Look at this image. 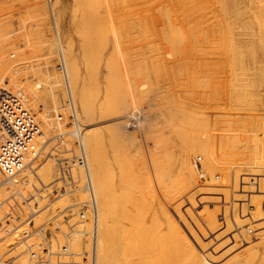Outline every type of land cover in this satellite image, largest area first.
I'll use <instances>...</instances> for the list:
<instances>
[{
  "label": "rangeland",
  "instance_id": "374dc122",
  "mask_svg": "<svg viewBox=\"0 0 264 264\" xmlns=\"http://www.w3.org/2000/svg\"><path fill=\"white\" fill-rule=\"evenodd\" d=\"M79 1L78 0H52V1L50 0V3H52V9H53L52 11L54 12L55 23H56V26H57V29H58L59 39H60L61 48H62L60 50V54L62 55V58L64 59V65H65L66 61H65V58L63 56V54H65V53H64L63 50L66 47L68 48L69 45H70L72 57L75 59V62H76L77 66H78V68L80 70V78L83 81H85L84 79H86L85 82L88 85V87H87L86 84H85V86L88 89L91 88V90L94 93L93 94L94 95L93 97L96 98V100L94 98L93 99H94V106H95V116H97V115L98 116L97 117L94 116L93 123H89L90 122L89 120H83L82 113H81V111L79 109L80 107H79L78 100H77V98H75V95L72 92L74 101L76 103V108H77V111H78L79 119L82 121L84 127H89V125L91 126V125H94L95 124V126L97 125L96 127H98V128L100 127L96 131L97 132H100V130H101L102 131V134L104 136V135H106L105 133H107V132H105L106 129H104L102 127H106L107 126V127H109L108 129H110V130H113V129L116 130V129H118V130H116L118 132L115 131L113 133L114 136H117L118 137L119 132H120L122 134L119 135V137L122 136L123 133H124L123 136H126V137L129 138V139H124V137L122 136L123 137L122 138V141L123 142H122L121 139L118 137L120 139V141H118L119 143L120 142H122V143L126 142V144L129 146V147L127 146V149L129 150V151H127L126 146H123V147H125V149H123V148H121L122 147V143H120L121 144V146H120L121 149L120 150H123V154H125V155H123L124 161H125V159L127 161L129 159V162L126 161L127 162V167H126V165H125V167L128 169V164L132 162L131 163L132 166H130V164H129V169L130 168H132V169H130V170L128 169L127 170V171H129V173L126 171L127 172L126 173L127 176L125 175L124 178L129 177V175L133 171H134V174H135L136 173L135 171H137V170L139 171V169H140V172H138V174L140 175V177H139V175H138V177H137V175H135V177H137V181H135V183L138 182L139 185L138 184H134V185L131 184L133 186L130 189V188H128L129 183H128V185L125 184L126 186L124 185V187L121 189V192H122L123 195H125L123 192H125L126 189H127V192H125L126 195H131L132 196V193H133V195L135 197H137L136 199L139 200L138 202H141V199L140 198H143L144 199V196L143 195H146L145 196L146 197L145 199L148 198L147 200H145V199L142 200V203H138V204H141V206H142L141 208L138 209V212L140 211L139 214L142 216L141 212L143 210L144 211L142 213L145 214L144 215L145 217L142 216L143 217V218L141 217L142 219L139 218L138 226L142 222L141 220H143L142 224L140 225L141 227L139 226V228H137L139 230V232H142V230H143V233H144V231H146V232L147 231L155 232L154 231V229H155L156 230V234H155V245L157 244V242H159L158 238L156 239V237L157 236L159 237V234L160 233L163 234V230H162L161 226L159 225L160 224L159 223L160 222V218L158 217V213H157V208H159V207L155 203V202L158 201L159 203L158 202L157 203L160 204V206L162 208H165V210H169L170 211V214L173 213L172 215H173V217H175L174 219L177 221V224H178L179 228L182 229L181 231L183 233L185 232L187 238L190 239L189 241H191L192 244L194 243L193 245L195 246L196 250L200 249V250H198V252H200L201 249H202V251L204 253L203 255H205V253L207 254L206 256H203L202 255V257H204L203 259H205V257H208V260H210V261H207L205 259L206 261H204V260H202V257H200V255H199V256H195V258H194L195 259V262H197V260L199 259L198 261H200L201 264H204V263H206V264H212L213 262L216 263V264H220V263L221 264H224V262H226L228 260V259L227 260L225 259L228 256V254L226 255V251L225 250L227 249V247H229L230 245H232V243H238L239 246H237V247H240L238 253H236V251H235V253L237 254L236 257H238V255L240 254L239 252H242V250L244 251L245 249H248V247L249 248H252L251 247V244H252V241L251 240H253V239H259L260 237H263L264 236V233H262L264 231V225H261V224H264V210H263L264 209V205H263L264 204V196H262V195H264L263 194L264 193V191H263L264 190V186H263L264 185V172L262 173V170H264V168L261 167V166H258V167L255 166L256 169L258 168V171L256 172V169H255L254 165L253 166H250V165H252L254 163L253 160L258 159V158H255L256 157L254 155L255 153L253 154V157L251 158V160L249 159L250 161H248V159H245V160L248 161L247 164L249 163L247 166L245 165L243 167V166H237V165L232 164L233 161H231V159L232 160L234 159L233 156L235 157V159L236 158L240 159V156L239 155H236V153L234 152V150L232 148H229L230 147L229 144L223 138L227 137V135H229L230 133H233V131H232L234 129V128L232 129V126L233 125H234L233 127H236V128H237V126H240V125L241 126H244L245 128H249L248 127V122L251 120L252 117H255L256 115L258 116V110L261 112V114L264 113V109H263L264 106H260L261 104L264 105V81H263L264 80V76H263L264 72H263V74H261V70H260V67H264V30L261 31V33L263 35L262 36V35H260L261 33H259L260 31H257V29L256 30H252L249 27H245V26L243 27V25H248L249 26V25L255 24L256 23V19H252V17H250V18L247 17L246 18V16L241 15L242 17H240V19H238V16H234V17H229L230 19L227 18L225 20L227 23H230L231 26H233V27L235 26L234 28L231 27V29H230L231 31L229 29L224 30L222 28H220L219 30H217L218 29L217 28L215 30L209 31L210 33H212V36H211V34L209 32H206L205 33V31H204V33L206 35L203 32L200 33L198 30H196V28H194L193 26H191L192 24H191V20L189 18V15L191 14V9H190L191 3H192L191 0H171V1L170 0H159L160 3H159L158 0H146V1L145 0H91V1H89V0H85V1L84 0H79ZM107 2L110 3V4H107ZM82 3L83 4L85 3L88 6H86L85 4L83 5ZM33 4H35V5H33ZM76 5H79V6L82 5V6H84V8L85 7H88V8L85 9V11H84L83 7H81V6L78 7L77 6V9H75L76 8ZM89 6H90V8H89ZM105 6H106V8H105ZM213 6H214V4L211 6V8ZM93 7H95V8L94 9H91ZM132 8H134L135 10L132 9ZM215 8L216 9L218 8L217 9L218 12H217V10H215L216 13H214V15L215 14H219V12L221 11V7H219L216 4L215 5ZM88 9L90 10V12H88ZM158 9H159V11H158ZM71 10L73 11V13H75V10H76V14L75 15L73 14L74 16L72 15V11ZM94 10H97L96 11L97 13ZM91 11L93 12V14L91 13ZM106 11H107V13H106ZM84 12H86V14ZM56 13H57V15H56ZM199 14H201V11H200ZM80 15H81V17L85 16V17L82 18L83 20L80 18ZM90 15H91V17H90ZM167 15H169V17L171 16L170 18H172L171 21L173 23L172 22L170 23V20H169L170 18H167L166 17ZM92 16H93V18H92ZM162 16H163L164 19L162 18ZM219 16H220V14L216 16L217 18L212 17L211 21H213V22L211 23V25L216 26V25H218L221 22V19H219L221 16L220 17ZM86 17H87V19H86ZM73 18H75V20ZM99 19H101V20H99ZM165 19H168L169 20V23H167L168 20H165ZM80 20H81V22L79 23ZM88 20H89V22H91V24L87 23ZM91 20L93 21V23H92ZM98 20L100 21V23H98L99 22ZM73 21H74V24L72 23ZM94 21H96V23H98V27L96 26V28L95 27H92L93 25L94 26L96 25ZM126 21H128V22H126ZM214 21H216V22L218 21V23H216V25H215L214 24ZM76 22L79 23V24H83V23L84 24L81 25L82 27L81 26L79 27V26H77L78 24H76ZM102 22H104V23H102ZM253 22H255V23H253ZM86 23H87V25H86ZM99 24H102V25L104 24V25L102 26V25H99ZM74 25L77 26V27H75ZM90 25H92V26H90ZM168 25H169V28L171 27L170 29L172 31L169 30V29H167L168 28ZM176 25H177V27H176ZM237 25H240V27H243V28L237 29L236 28ZM47 26L48 27L50 26L49 25V19H48V4H47V0H0V73L3 72L5 74H7L8 71L14 70V68L12 66H13V64L15 62H17V61L18 62H21L23 64H18L17 65V69H19V66H21L20 67V70L21 71L24 70L23 72L29 74L32 77V78H30L31 81H32V79H36L35 81H33L35 84H37V82L39 84L41 83L40 85L39 84H37V85H39V87H43L44 90H46L45 91L46 93H48L47 89L49 87H53V84L55 83V80H53L54 81V83H53L52 80H51V78H49V76L50 75H53L52 77L54 79H55V77L57 78V76H59L57 74H54L55 72L53 70L54 69V64H55V52H56V49H55V47H53V46H55V43H53L52 42V39L49 38V36L47 35V32L49 33L48 30H50V27L48 28ZM84 26H85V28H86V26H90V28H92V29H89V27H87L85 29ZM166 26H167V28H166ZM105 27L106 28L108 27V28L106 29ZM162 27H163V29H162ZM93 28H94V32L91 31V30H93ZM139 28H141V29H139ZM178 28H179V30H178ZM45 29L46 30L48 29L47 32H46ZM74 29H76V30L74 31ZM108 29L110 30V32H109ZM165 29H166V33H168L170 31L169 35H171V32H173V34L175 33L176 36H175V41L174 42H176V43L178 42V44H176V45H178L177 46L178 47V50H180L179 47H181V49H184L186 51V53L190 51V52H192V54L190 52L187 53L188 56L187 55L186 56L184 55L185 58H184V56H182L183 58L181 57V55L185 54L184 53V50H181L182 52L180 51V52H178V54H176L175 52H173V54H169V52L167 51V48L165 46L164 39H162L163 38L162 34L165 31ZM81 30H84L85 32H86V30H88L87 31L88 33L87 32L85 33L84 31H81ZM139 30H141V31H139ZM186 30H187V32H186ZM76 31H79L78 34L80 36L77 35V32ZM89 31H91V32L89 33ZM82 32H84V33H82ZM96 32H98L97 33L98 34V37H97ZM226 32H227V34H226ZM229 32H231V33H229ZM255 32H257V33H255ZM91 33H93L95 35H93V34L90 35ZM102 34H103V36H102ZM137 35H139V37ZM124 36H126V37H124ZM178 36H179V39L177 38ZM260 36H262V37H260ZM257 37H258V39H257ZM67 38H68V40H67ZM199 38H200V40H199ZM259 38H260V40H259ZM48 39H50V40H48ZM82 39H83V42H86L87 39H88V41L86 43L89 44V42H91L90 43L91 46L88 45V44L86 45V43H84L86 46L83 45V43L81 41ZM223 39L225 41H227L229 43L231 42V43L229 44V43L225 42ZM208 40H209V42H208ZM78 41H79V43H78ZM97 41H98V43H97ZM113 41H114V43H113ZM180 41L181 42L184 41L183 44L180 43ZM185 41H188V43L185 42ZM232 41H233V45H235V43H236L237 44L236 45L237 47H239V46L241 47L240 49L237 48L238 51L236 50L237 51L236 53L238 55V56L236 55V59L233 58V57L231 58V56L229 58H227L229 56L227 54L228 53L230 54V52H231V51L229 52V47H230V45H232ZM65 42L68 44L67 46H66V43ZM258 42H260L259 43L260 45L258 44ZM92 43H93V45H92ZM184 43H185V47L186 48H183L184 46H182V45H184ZM81 44H82V46H81ZM113 44H115V48H116L115 50L113 49V46H114ZM255 44H256V46H255ZM228 45H229V47H228ZM88 46H89V48H88ZM92 46H93V48H92ZM82 47H84V48H82ZM133 47H134V49H133ZM137 47L140 48V49H138ZM177 47H176L175 50H177ZM207 47H209V48H207ZM247 47H248V49H247ZM90 48L92 49L91 53L89 51V50H91ZM103 48H104V50H102ZM127 48H129L132 51L125 50ZM187 48H188V51H187ZM254 48H255V50H254ZM85 49H86V51H88L87 53H85L86 52ZM80 50H81V52H80ZM95 50L96 51H99V52H96ZM61 51H62V53H61ZM111 51L113 52L114 55L113 54L111 55ZM137 51H139V52H137ZM253 51H255V52H253ZM11 52H13L15 54V56H14L15 58H13V59H10L9 58V53H11ZM118 52H119V54H118ZM153 52H155V53H153ZM167 52H168V54H167ZM252 52H253V54H252ZM81 53L82 54H85L84 57H83V55H81ZM86 54H87V56L89 55L88 56L89 59L86 56ZM92 54H94V56H96V57H94V58L91 57V56H93ZM108 54H110L111 55L110 57L113 58V59H111V61H110V57H109ZM141 54H143L144 56L141 55ZM48 55H49V60L47 61ZM118 55H119V57H118ZM175 55L176 56L179 55L180 58H179V56H177V58H176ZM252 55H254V56H252ZM169 56H171V59L168 58ZM207 56H209V57H207ZM249 56H250V58H249ZM164 57H166L167 59H164ZM186 57H187L188 60L186 59ZM237 57H239V58H237ZM242 57L245 60H242L241 59ZM90 58H92V59H90ZM108 58H109V61H107V62H110V65L109 66L110 67H113L114 66L112 69H113V72H114L115 76L114 75L113 76L116 78V81L117 80L119 81V83H118V81L116 82L114 77H113V82H112V79L111 80L109 79V81H111L113 83V86H114V87H112V85H111L112 83L111 82H108V83H110L112 89L107 87V85H108V83L106 82L107 79L104 76V74L108 70H109L107 72L108 75H109L110 71L112 70V69H110L109 67L106 66V65H108V63L105 64L106 63V59L108 60ZM114 58H116V59H114ZM207 58L208 59L210 58V59L208 60ZM133 59H134V63H133ZM142 59H144V60H142ZM172 59H174V60H172ZM191 59L193 60V62H192ZM219 59H221V60H219ZM230 59H233L234 61L233 60H230ZM239 59H241L244 62V64L241 67L239 65L241 63H243V62L240 61ZM89 60H90V64H93V61H94V64L96 65V66L95 65H92V66H94L93 67L94 70L91 69L92 67H89V66H91L89 64ZM96 60H98V61H96ZM129 60H131V61H129ZM201 60H203V61L201 62ZM228 60L230 61V63H229ZM87 61H88V64H87ZM145 61H147L148 63H150V66L152 67L151 68L152 70H149V75H151V76L153 75V77L149 76V79H151V81H148V83L146 82V85H145V83L142 84V82H145V80H143L144 77L143 76H141L142 78L140 77V75H141L140 73L143 72V74H144V71L143 70L142 71L140 70L141 71L140 72V71H137L136 70V69L139 70L141 68L140 63L145 62ZM175 61H176V63H175ZM177 61H178V63H177ZM236 61H237V63H240V64L238 65L237 63H234ZM238 61H240V62H238ZM258 61H261V62H258ZM166 62H167V64H166ZM188 62H189V64H188ZM227 62L229 63V65H228ZM232 62L235 65L229 67L230 65H233ZM114 63H116L118 66L116 64H114ZM172 63H173V65H172ZM204 63H208L213 68H211L208 64H205V66H204ZM245 63H246V65H245ZM258 63L261 64V65H258ZM85 64H87V65H85ZM169 64H171V65H169ZM186 64L189 65V66H191V68L189 66H187ZM199 64L200 65L202 64V65L200 66ZM236 64L238 65V67H236L238 69L235 68ZM153 65L155 66V68H154ZM183 65H184V67H183ZM138 67H140V68H138ZM178 67H179V69H177ZM64 68L66 69L65 66H64ZM217 68H219V69H217ZM118 69H119V71H118ZM242 69H244V70H242ZM246 69H248L249 71H247ZM217 70L219 71L218 73H217ZM150 71H152L151 74H150ZM116 72L117 73L119 72L118 74L120 76H117L118 74ZM124 72H125V74H124ZM138 72H139V74H138ZM185 72H186V74H185ZM214 72H216L217 74H214ZM112 74L113 73L111 71V75ZM134 74H136L137 76L134 75ZM81 75L84 76V79H83V76L81 77ZM138 75H139V77H138ZM86 76L89 79L88 82H87ZM88 76L89 77L91 76L93 79L91 78L92 79L91 80ZM186 76H187V78H186ZM109 77H112V76H109ZM118 77L120 78V80H119ZM136 77L138 79H136ZM257 77H258V79H256ZM185 78H186V80H185ZM220 78H222L221 79L222 83H219V82H221L220 81ZM231 78H233V79H231ZM193 79H195V80H193ZM229 79H230V81H229ZM141 80H143V81H141ZM255 80H257V81L259 80V82H258L259 84ZM195 81L197 82V84H196ZM204 81H206L207 83L209 81V83H211L210 84V88H209L208 85H205L203 87V85H202L203 83L202 82H204ZM68 82H70V81L68 80ZM114 82H116V83H114ZM121 82H123L122 83V87H121ZM216 82L219 83V84H217V86H216ZM106 83H107V85H106ZM125 83H127V84H125ZM130 83H131V85H130ZM184 83H187L189 85L186 87L185 85H187V84L184 85ZM192 83H194L195 85H193ZM91 84H92V86L94 88L93 87H89ZM96 84L98 85V87H97ZM140 84H142V85H140ZM201 85H202L203 88L201 87ZM218 85H219V87H218ZM220 85H221V87H220ZM116 86L118 87V90L119 91L118 90L117 91L120 92V94L117 91L114 92V90H116V88H117ZM126 86H128V88ZM129 86H130V89L131 90L129 89ZM131 86H132V88H131ZM70 87H71L70 89L72 91V85ZM105 87H107V89L109 91V92L108 91H106V92H108L107 93V96H108L107 98H109L110 100H108L107 98L104 97L105 96ZM193 87H195V88H193ZM196 87H198V88L196 89ZM178 88H180V89H178ZM216 88H217V91L220 92V93H218L216 91ZM220 88L222 90V93H221ZM109 89L111 90V92H110ZM94 90H96L95 92L97 94H95ZM181 90H184V92L183 91L180 92ZM92 91H91V93H92ZM244 91L246 93H243ZM89 92H90V90H89ZM181 93H182V95H181ZM158 94L160 96H158ZM110 95H111V97H109ZM117 95H118V99L120 100L119 101V104L122 103V105L121 104L120 105L117 104L114 108H116L117 106H119L120 108H122V106L124 105L123 109H121V112H120L121 114H119V111H120L119 109L120 108L117 111V108H118L117 107L116 110L114 109L112 111V113L113 112L114 113L115 112L117 113L116 114L117 117L115 116V114L114 115L112 114L115 117H113L112 115H109L108 117L107 116H103V115L102 116L99 115V113L97 112L99 110V108L97 106H100V104L102 106L104 104V100L105 99H107L110 102L111 101V98L112 99H115L117 97H114V96H117ZM203 95H205V96H203ZM103 97L105 99H103ZM119 97H121L122 100ZM242 97H243V99H242ZM48 99H49L48 97H45V99L42 100L43 103L41 105L43 106V108H45V107L46 108H53L54 107L52 105V103L48 101ZM107 100H105V102ZM121 101H123V102H121ZM255 101H257V102H255ZM57 103H58V99H57ZM38 104L40 105V102L36 104L37 107L39 106ZM257 104H258V106H257ZM254 105L256 107H254V109H252ZM33 106H34L35 109H37V107L35 105H33ZM176 111H178V112H176ZM179 112H180V114H179ZM253 112L255 114H253ZM122 114H123V116H122ZM251 115H252V117H251ZM164 116H166V117H164ZM223 116L225 117L224 119H223ZM98 117H99V119H98ZM101 117H103V118H101ZM195 117H197V118H195ZM205 117H206V119H205ZM235 117H237V118L235 119ZM235 120H237L236 122H237L238 125L235 123ZM243 120H244V123L245 124L243 123ZM218 121L219 122L221 121V123H219ZM231 121H233L234 123L232 124ZM163 122H164V124H162ZM166 122L168 123L167 125H166ZM227 122H231V123L230 124H226ZM116 123H119V124H116ZM44 124H43L42 128L45 129L46 126L44 127ZM116 125H120V127H123V128H115V127H117ZM227 126L229 127V129L231 128L232 130L230 129V131H228V127ZM142 127H144V128L147 127V128H145L146 131L143 130L144 128L142 129ZM150 127L152 129H150ZM218 127H220V128H223V127L225 128L226 127V128L224 129L225 131H223L222 129L220 131V129H218ZM244 127H242V128H244ZM166 128H167V131H166ZM119 129H120V131H119ZM171 129L173 131H174V129H176L178 131H174L173 132ZM183 129H185V130H183ZM121 130L123 132H121ZM164 130L167 132V134L165 133ZM179 130H181L180 131L181 133L179 132ZM47 131H48V129L46 128L44 130V132H46L47 134H49V132H47ZM157 131H159V132H157ZM160 131L162 132V134H165V135H168L169 132H170L171 134H169V136L170 135L171 136L174 135L175 137L172 136L171 137L172 139H169L170 140L169 141L168 139H165V138L166 137L170 138V137L169 136H165V135L163 137V135L161 134ZM226 131H228V132H226ZM172 132L174 134H172ZM177 132H179V134ZM117 133H118V135H117ZM132 133H134V134L132 135ZM183 133H184V135H182ZM191 133L194 134L193 136L195 137V139H199L200 141L202 140L201 138H203V140H204V138H206L204 140V141H206L205 144H207V141L211 140L210 141V147L209 148H211V144H212V148L213 149H210V150L208 149L209 152H207V153L209 155H212L210 157L212 158V160L214 158L213 161H215L218 158V160H217V162H218V169H220V167H221V169H223V167L225 169H228L229 172L227 170L223 169L225 172L227 171L229 173L228 174V177H226V178L223 177V175H222L223 173H222V170L221 169H220L221 171L217 169L218 171H216V172L214 170H212V172L205 170V172L207 173L206 175H208V177L210 176L212 178L209 181H206V183H200L198 181V178H196L197 173H195L196 171L194 172V169H193V173L192 172H191V174H189L190 172L188 173L189 168H190L188 164L183 163L184 167L183 166H182V168L180 167V165H182V163H180L179 156H176L177 158H179V160L176 162V163L179 162V166L176 165V168H175V171H177V169L180 170V172H178L179 174L175 173V171L173 172V170H174L173 168L175 167V165L174 166H171V164H170V167H172L173 170L170 168L169 171L172 170L171 171L172 173L166 171V170L169 169V164H166V162L168 163L169 158H170L169 162L171 160H172V162L175 161V160H177L176 158L175 159L173 158L174 160L171 159V156L168 153H166L169 150L168 147H170V148L171 147H174V145L172 146L170 143H174V139H175V141L177 140V141H179V143L181 142V144H182V142H183V144H185V140H187V139H185V137L188 138L189 135H191ZM204 133H206L207 135H205ZM160 134H161L162 137H160ZM175 134H178L179 137L176 138L177 135H175ZM180 134H181V136H180ZM197 134H198V136H197ZM200 134H201V138H199L200 137ZM210 135L212 137H210ZM48 137H49V135H48ZM83 137H84V135H83ZM181 137H183V140L184 141L182 140ZM118 138H115L114 137V140L115 139L118 140ZM208 138H210V139H208ZM218 138H221V141L220 140H217ZM83 139H84V141H83L84 146L86 147V145H85V138H83ZM132 139H133V141H132ZM159 139H160V141H159ZM163 139H165V142H164ZM178 139H180V140H178ZM117 140H115V142L119 146L120 144L117 142ZM127 140H130V141H127ZM161 140H162V142H161ZM212 142H214V145H213ZM217 142H218V144H217ZM162 143H163V145H162ZM166 143H167V147L165 146ZM157 146H159V147H157ZM175 146H176V143H175ZM104 147L106 148L103 151V152H105V155L103 154V156H105L104 159L106 160L108 158L109 161L112 163V165H114L113 164L114 157H112V158L110 157V156H113V153L111 152L110 148L107 147V145H104L102 148L104 149ZM163 147H164V149H163ZM156 148H158V149H156ZM217 148H220V149H217ZM159 149H161V150L163 149L164 151H166V150L167 151L164 152L162 150L160 152V154H159V151H160ZM206 149H207V147H206ZM214 150H216V151H214ZM218 150H220L221 153ZM229 150H230L231 153L229 152ZM126 151L129 153L128 155H126ZM226 151H227V153H225ZM210 152H213V153H210ZM214 152H216V153L219 152V153H217L219 155H217ZM106 153H107V155H106ZM161 154H163V155H161ZM198 154L201 155L202 160H203L204 159L203 154H201L198 151L195 152V154L193 156L196 157ZM220 154H221V156H220ZM231 154L232 155L234 154V155L232 156ZM157 155H161V156H158L157 157ZM226 155L228 156V158H227ZM164 156H168L167 157L168 158L167 161H166V159H165ZM213 156H215L216 158L213 157ZM218 156L220 157V159L221 158L222 159L220 160ZM222 156L223 157H226L227 159L226 158H223ZM229 157H230V159H229ZM132 158H133V160H132ZM152 158H153L154 161H152ZM191 158H192V156H191ZM191 158H190V162L193 159V158L192 159ZM161 159H163V160L161 161ZM205 159H206V161L210 162L208 160V158H205ZM46 160L51 161L50 159H46ZM87 161H88V157H87ZM155 161L158 162V163H156ZM221 161H222L223 164L221 163ZM228 161H230V162H228ZM41 162H44V161H41ZM160 162H162V163H160ZM172 162H170V163H172ZM219 163H221V164H219ZM156 164H157V167L159 169L158 168H154L153 169V167H156ZM88 166H89V164H88ZM134 166H135V168L137 167V170H134L135 169V168H133ZM163 166H164L165 169L164 168L162 169ZM138 167H139V169H138ZM178 167H180V168H178ZM245 167H247V168L245 169ZM52 168L54 170V172H53L54 173L53 177H54L55 176V166H54V163L52 164ZM236 168H237V170H239L238 168H240L239 174H240V171H241V174L238 175L240 178L237 176L239 179L237 178V180H236L238 184H234L233 183L234 182L233 181L234 179L232 177V173L233 172L235 173V169ZM260 168H261V170L259 171ZM181 169H183V171H185L186 174L185 173H182ZM244 169L246 171H252V172H246L247 175H245V171L243 173V170ZM117 170L118 169L115 168V172L116 173H118ZM158 171L160 173H158ZM163 171L166 172V174H167L165 178H162V175H160V174H162L161 172H163ZM164 172H163V177L165 175ZM213 172H215V174H218V175L220 174L217 179H213V176L215 175ZM173 173H174L173 178H175V174L177 175L176 178H177L178 181L176 183L173 182V181H176V180H173L172 176H170V174L173 175ZM90 174H91V172H90ZM158 175H160V177H157L156 178V176H158ZM188 175H190V176L193 175L194 178L191 176V178L189 177L191 180H189V178L187 177ZM241 176H243V177H241ZM37 177L43 183V181L40 178V175L37 176ZM144 177L146 178V180L143 179ZM167 177L169 178V181L167 180L168 179ZM91 178H92V176H91ZM252 178H255L256 183H259L258 186L260 185L261 186V189H260V186L258 188L257 185H255L256 188H254L255 186H253V184H251ZM161 179H162V181L164 179L165 182L163 181L161 183ZM193 179H194V181H193ZM143 180H145V182H147L148 184L150 183V184L148 185L147 183L144 182L145 183L144 186H143L144 188H142L141 190H138V189H140V187L139 188L138 187H134L135 185L136 186L137 185L140 186V183H141V185H143ZM219 180L222 183H224V184L221 185L219 183ZM228 180H229V182H228ZM156 181H159L160 183L157 184ZM260 181H263V183L260 182ZM30 182H32L33 184H36L38 187H40V185L36 182V180H35L34 177L31 178ZM217 182H218V185H219L218 188H217V186H215L213 184V183H217ZM167 183H169V184H167ZM92 185L94 186V184H92ZM148 187H150V188H148ZM207 187H209V188L211 187V189L208 188L209 190H207ZM128 189L131 190L132 193H129L130 191ZM214 189L216 190V192H215ZM259 189L262 190V191H260ZM142 190H143V193H142ZM93 191H94V187H93ZM121 192L119 191V193H121ZM256 192L258 193V195H254V194H257ZM261 192H263V193L261 194ZM140 193L142 194L143 197L141 196ZM153 193L155 195H153ZM252 193H253V195H252ZM2 195H3V192H2ZM4 195H5V193H4ZM82 196H84V194L82 195V193L77 195V197H80V198ZM139 196H141V197L139 198ZM155 196H156V198H155ZM254 196H256L257 199H261L259 201L261 202V206H263V209H262L263 212L261 211V213H260V214H263V216L261 217V215L260 216L257 215L256 218H258V219H256L255 216L252 217V214L251 213H252L253 207H252V205H249L251 203V201L248 198L249 197H252V199H254L255 198ZM259 196H261L263 198H259ZM245 197L247 198V201L246 200L245 201H242L243 198H245ZM150 198L152 199V201H149L150 203L149 202H146ZM235 198H236V200H235ZM72 199H73V196L72 195H69V196L68 195H63V196L59 197L56 200V202L54 203V205H63L64 206V205H67L68 203H70L72 201ZM221 199H222V202H225V203H222L221 202ZM223 199H227L228 201H223ZM217 201H219L220 203L217 202ZM240 201L243 203L244 206L242 205V203ZM226 202H227V205H226ZM253 202L254 201H252V203ZM224 204L226 206L223 207ZM234 204H235V207H234ZM217 206H218V208H216ZM221 206L223 208H225V207L226 208L223 209ZM204 207L206 208V211H207L206 213L207 214L208 213H211V211L213 210L212 211L213 212L212 215L211 214H208V215H211L213 217L215 215L214 218L217 219L216 222L218 224L216 223L215 227L212 228L214 232L213 231H209L206 227H204V228L202 227L203 225H202V222H201V218L200 217H201V214H203L205 212L204 211L205 210ZM219 207H220V209H219ZM153 208H154V211H153ZM145 209L148 210V211H146ZM210 209H211V211H210ZM217 209H219V210H217ZM244 209H245V211H244ZM223 210H226L225 213L223 212ZM151 211L154 212L155 215H153ZM174 211H175V213H174ZM180 211L183 214H185V216ZM191 212H194L195 214H193V213L191 214ZM200 212H202V213H200ZM240 212L241 213L244 212L243 214H245V216L244 215L242 216V214ZM45 214H46V212H44V216H45ZM221 214H223V215H221ZM240 214H241V216H240ZM225 215L227 216V219L230 220V221H227ZM150 216L152 217V220H150ZM154 216H155V219H154ZM232 216L233 217L235 216V217L233 218ZM243 217L246 218V219L244 218L245 221L243 220ZM254 218H255V221L257 220V222L260 221V220L263 221V223L260 222V225H261L260 227H256L257 222H255V221H254V223H256V224L254 225V223H253V219ZM156 220H158L159 222L157 223ZM237 220L239 222L241 220V223H240L241 226L238 224L240 227H238V226L235 225L236 224L235 222ZM149 221H152V222L149 223ZM198 221H200V222H198ZM226 221L229 222V223H227ZM242 221L244 222V224H243ZM250 221H252V222H250ZM230 222L231 223H235L234 225L232 224L234 227H231V228L225 227V225L230 224ZM186 223L189 226L185 227L186 226ZM200 224L202 225L201 227H200ZM195 225L197 227H195ZM220 225H221V227H219ZM143 226H145V227H143ZM147 226L149 227L150 230H148ZM244 226H246V227H244ZM250 226L255 231H257L258 229L259 230L261 229L260 230L261 233H259L260 232L259 230H258L259 232H254V230H252V233H249V236H247L246 238L244 236H241L240 237V235H239V241H238V238H234V237L232 238V237H230V235L233 234L235 230H236L235 232H237V230H242L243 231V234L244 233H247L248 234V232H247L248 230H244V229H247ZM151 227L154 228V229H152ZM183 227H185V228H183ZM188 228H190V229H188ZM201 228H203L201 231L203 233L205 231L206 235H204V236L202 235L201 236V234H202V233H200L201 231H198ZM217 228H218V230H217ZM223 228H226V231H228L230 234L228 232H226V231H225V233H223V231L225 230V229L223 230ZM191 229H193V230L196 229V231H195L196 233L195 232H192V231L189 232V230H191ZM232 229L234 231H232ZM186 231H188V233ZM206 231H208V232H206ZM147 233L150 235L149 232H147ZM147 233H146V236L145 237H147V235H148ZM213 234L215 236L217 235L216 238H212V239L211 238H208V237H213L214 236ZM144 235H145V233H144ZM149 235H148V238H149ZM141 236L145 239V237L143 236V234H141ZM191 236L194 239H197V238H199L201 236L200 239H199V242H201V241L202 242H205V244L202 243L201 246L204 245L207 248L203 246L204 247V249H203L200 246V243L198 245L196 242H194V240H192L193 238ZM195 236L196 237L198 236V237L195 238ZM226 236H228V238L230 239V241H229V239H228V242L225 240V239H227ZM256 236H258V238H256ZM150 237H152V235ZM153 237H154V235H153ZM223 237H224V239H223ZM160 238H162V236ZM163 238H162V240H163ZM204 238H205V241H204ZM235 239H236V241H232V240H235ZM152 240L154 241V239H152ZM162 240H160V243L161 242L163 243ZM213 240H215V241H213ZM222 240H224V241H222ZM153 241H150V242H153ZM164 241H165V239H164ZM195 241L198 242V239L195 240ZM209 241H211L212 243L208 244ZM217 241L218 242H223V243L226 241V243H224V245H221L223 243H218ZM84 242L87 244L86 239L84 240ZM146 242H147V238L143 241V243H145L144 245H146L148 243V242L147 243ZM214 242H217V243L215 244ZM165 243H166V241H165ZM249 243H250V245L248 246ZM78 244L79 245H76V248L74 250V251H76L75 253L80 252L81 250H83L86 247V244H84V243H78ZM151 244H153V245L152 246H149L150 252H151V249L155 246L154 245V242L151 243ZM217 244H220L219 247H218V249H216V247L218 246ZM84 245H85V247H84ZM147 245H146V247H147ZM158 245L161 246V244H158ZM164 245H165L164 247H167L166 244H164ZM211 245L214 247V249H213V247H211ZM121 246H123V245L121 244ZM242 246H245V247H242ZM246 246H248V247H246ZM146 247L144 246L143 247V250H145L144 248H146ZM155 247H154V249H152V252L154 253L155 250H157V251L159 250L157 252V256H159L160 255V252H161L160 251L161 250L160 248H163V247H160V248H158V247L155 248ZM72 248H73V246H72ZM112 248H111V250H112ZM85 249H87V247ZM141 250H142V248H141ZM218 250L219 251L222 250V252L225 251L224 253H222L220 251L222 254H225L224 255L225 257L223 255H221ZM249 250L250 249L246 250V251H248L247 252L248 254L246 256L243 255V254H246V252L245 253L243 252V254L241 253V255L243 257H245V258H243V257H242L243 259L240 258V257H238V258L239 259H242L244 262L251 263V264H260L261 263L260 261H262V258H263L262 263L264 264V257H263L264 250H263V252H260V253L259 252L258 253L256 252L257 253L256 255H255V251H252L251 250L250 252H252V253H249ZM209 251H210V253H209ZM215 251H217V252L215 253ZM117 252L114 250V254L115 255L111 256L110 258L107 257L108 260L111 259V261L109 260L110 263L113 262V263H116L117 264V262H119V264H124V262L126 261V264H145L144 262L145 261H148V263L150 264V262L153 263V259L157 257L156 256V252H155V254H153L152 252L151 253L150 252H146V253H150V255L152 254L153 256L152 255L151 256L154 257V258H152V261L149 262V260H147V258L150 259L151 256L150 257H147L146 256L145 257L146 260H144V262H141L140 258H142L143 255L141 254V257L140 258H137L138 256H140L139 255L140 254V250H139V254L135 253L134 256L126 257V259H124L122 257V255H119ZM141 252L144 253V251H141ZM116 253H117L118 256L116 255ZM146 253H144V254H146ZM219 254L221 256H223V258H221V256ZM250 254H253L254 255V256L252 255V259L250 257L251 256ZM147 255L149 256V254H147ZM241 255H239V256H241ZM248 255H249V257H248ZM114 256L117 257V258H114L112 260V258ZM209 256H211V258H209ZM212 256H213V259H214V256L217 259L215 258L213 260L212 259ZM218 256H220V257H218ZM196 257L197 258L200 257V258H198L196 260ZM219 258H221V259H219ZM248 258H249V260H248ZM223 259H225V260L223 261ZM73 260L74 261H80L81 260V257L76 255V256L73 257ZM117 260H119V261H117ZM123 260H124V262H123ZM242 260H241V262H242ZM250 260H251V262H250ZM121 261H122V263H121ZM234 261H235V259H233V262ZM236 261H238L237 258H236ZM104 262L107 263V259L106 258H105ZM210 262H212V263H210ZM229 262H231L230 261V257H229V261L226 264H228ZM239 262H240V260H239ZM244 262H242L240 264H245ZM72 264H74V263H72ZM196 264H198V262ZM229 264H231V263H229Z\"/></svg>",
  "mask_w": 264,
  "mask_h": 264
},
{
  "label": "bare ground",
  "instance_id": "6f19581e",
  "mask_svg": "<svg viewBox=\"0 0 264 264\" xmlns=\"http://www.w3.org/2000/svg\"><path fill=\"white\" fill-rule=\"evenodd\" d=\"M52 1V0H51ZM79 1V0H78ZM85 1V0H84ZM89 1H91V0H89ZM146 1V0H145ZM144 1V2H145ZM159 1V0H158ZM171 1V0H170ZM80 2V1H79ZM136 2V1H135ZM150 2V1H149ZM192 2V3H191ZM191 6H190V9H191V14L189 15V18H190V20H191V26H193L194 28H196V30H198L200 33L201 32H203L204 33V31H205V33L206 32H209V31H212V30H215V29H217V30H219L220 28H222V29H224V30H227V29H231V27H233V26H231V24L230 23H227L225 20L227 19V18H229V17H234V16H238V19H240V17H242L241 15H243V16H246V18L247 17H252V19H256V23L255 22H253V23H255V24H252V25H243V27L245 26V27H249L250 29H252V30H256L257 29V31H260L259 33H261V31H263L264 30V0H191ZM86 3V2H85ZM84 3V4H85ZM93 3V2H92ZM139 3V2H138ZM159 3H160V1H159ZM189 3V2H188ZM36 4V3H35ZM35 4H33V5H35ZM80 4V3H79ZM83 4V3H82ZM83 4V5H84ZM91 4V3H90ZM106 4V3H105ZM107 4H110V3H108L107 2ZM106 4V5H107ZM144 4V3H143ZM179 4V3H178ZM214 4V6L211 8V6ZM218 5L219 7H221V13L219 12V14H220V18L219 19H221V22L218 24V25H216V23H218V21L216 22V21H214V24L216 25V26H214V25H211V23L213 22V21H211V19H212V17H214V18H217L216 16L217 15H219V14H215L214 15V13H216V11L215 10H217L216 8H215V5ZM32 5V4H31ZM51 5H52V3H51ZM86 5V4H85ZM94 5V4H93ZM148 5V4H147ZM177 5V4H176ZM183 5V4H182ZM54 6V5H53ZM74 6V5H73ZM77 6L78 7H83V9H84V11H85V9H87L88 7H85L84 8V6H82V5H76V8L75 9H77ZM86 6H88V5H86ZM96 6V5H95ZM160 6V5H159ZM168 6V5H167ZM181 6V5H180ZM108 7V6H107ZM145 7V6H144ZM89 8H90V6H89ZM95 7H93V8H91V9H94ZM105 8H106V6H105ZM138 8V7H137ZM173 8V7H172ZM183 8V7H182ZM42 9V8H41ZM132 9H134V8H132ZM171 9V8H170ZM206 9V10H205ZM220 9V8H219ZM80 10V9H79ZM82 10V9H81ZM135 10V9H134ZM153 10V9H152ZM205 10V11H204ZM72 11V10H71ZM95 12L97 11V10H94ZM158 11H159V9H158ZM200 11H201V14H199L200 13ZM2 12V11H1ZM88 12H90V10L88 9ZM87 12V13H88ZM173 12V11H172ZM190 12V11H189ZM217 12H218V10H217ZM80 13V12H79ZM85 14H86V12H84ZM91 13L93 14V12L91 11ZM90 13V14H91ZM97 13V12H96ZM106 13H107V11H106ZM109 13V12H108ZM163 13V12H162ZM166 13V12H165ZM75 15L76 14V10H75V13H73V11H72V15ZM89 14V13H88ZM95 14V13H94ZM176 14V13H175ZM222 14V15H221ZM56 15H57V13H56ZM73 15V16H74ZM84 15V14H83ZM132 15V14H131ZM164 15V14H163ZM208 15V16H207ZM135 16V15H134ZM83 17H85V16H83ZM83 17H81V15H80V18L82 19ZM90 17H91V15H90ZM96 17V16H95ZM99 17V16H98ZM97 17V18H98ZM104 17V16H103ZM167 18H170L169 17V15H167L166 16ZM165 17V18H166ZM178 17V16H177ZM57 18V17H56ZM92 18H93V16H92ZM162 18H163V16H162ZM179 18V17H178ZM74 20H75V18H73ZM79 19V18H78ZM86 19H87V17H86ZM89 19V18H88ZM96 19V18H95ZM108 19V18H107ZM164 19V18H163ZM230 19V18H229ZM83 20V19H82ZM99 20H101V19H99ZM98 20V21H99ZM165 20H168V19H165ZM170 20V23L172 22L171 20H172V18H170L169 19ZM169 20L167 21V23H169ZM185 20V19H184ZM92 21V20H91ZM97 21V20H96ZM96 21H94L95 22V26L93 25H90V26H92V27H95L96 28V26L98 27V23H100V21L98 22V23H96ZM180 21V20H179ZM246 21V20H245ZM81 22V20L79 21V23ZM83 22V21H82ZM126 22H128V21H126ZM166 22V21H165ZM73 24H74V21L72 22ZM79 23H77L76 22V24H78L77 26H81V25H83V24H79ZM87 23H89V24H91V22H89V20H88V22ZM87 23H86V25H87ZM92 23H93V21H92ZM102 23H104V22H102ZM146 23V22H145ZM173 23V22H172ZM45 24V23H44ZM88 24V25H89ZM163 24V23H162ZM166 24V23H165ZM181 24V23H180ZM99 25H102V24H99ZM104 25V24H103ZM102 25V26H103ZM175 25V24H174ZM75 26V25H74ZM77 26H75V27H77ZM90 26H86V28L87 27H89V29H92V28H90ZM48 27V26H47ZM78 27V28H79ZM82 27V26H81ZM176 27H177V25H176ZM180 27V26H179ZM235 27V26H234ZM233 27V28H234ZM243 27H240V25H237L236 26V28L237 29H239V28H243ZM49 28V27H48ZM74 28V27H73ZM84 28H85V26H84ZM83 28V29H84ZM85 28V29H86ZM101 28V27H100ZM106 28V27H105ZM108 28V27H107ZM106 28V29H107ZM130 28V27H129ZM166 28H167V26H166ZM171 28V27H170ZM169 28V25H168V28L167 29H169V30H171ZM173 28V27H172ZM193 28V29H194ZM138 29V28H137ZM139 29H141V28H139ZM162 29H163V27H162ZM177 29V28H176ZM248 29V28H247ZM46 30V29H45ZM48 30V29H47ZM47 30H46V32H47ZM76 29H74V31H75ZM96 30V29H95ZM109 30V29H108ZM143 30V29H142ZM178 30H179V28H178ZM49 31V30H48ZM81 31H84V30H81ZM88 30H86V32H87ZM91 31H93L94 32V28H93V30H91ZM91 31H89V33L91 32ZM101 31V30H100ZM134 31V30H133ZM132 31V32H133ZM139 31H141V30H139ZM144 31V30H143ZM172 31V30H171ZM195 31V30H194ZM231 31V30H230ZM77 32V35H79L78 34V32L79 31H76ZM85 32V31H84ZM84 32H82V33H84ZM85 32V33H86ZM109 32H110V30H109ZM124 32V31H123ZM131 32V33H132ZM138 32V31H137ZM168 32V31H167ZM186 32H187V30H186ZM192 32V31H191ZM224 32V31H223ZM249 32V31H248ZM88 33V32H87ZM98 32H96V34H97ZM106 33V32H105ZM125 33V32H124ZM130 33V34H131ZM169 33H170V31L168 32V33H166V29H165V31L163 32V34H162V36H163V38L162 39H164V42H165V46H166V48H167V51L169 52V54H173V52H175L176 54H178V52H180L181 50H184V49H181V47H179L180 48V50H178V45H176V44H178V42L176 43V42H174L175 41V33L173 34V32H171V35H169ZM194 33V32H193ZM202 33V34H203ZM204 33V34H205ZM210 33V32H209ZM225 33V32H224ZM229 33H231V32H229ZM255 33H257V32H255ZM47 34H48V32H47ZM69 34V33H68ZM76 34V33H75ZM93 33H91L90 35H92ZM181 34V33H180ZM203 34V35H204ZM211 34V36H212V33H210ZM218 34V33H217ZM220 34V33H219ZM226 34H227V32H226ZM93 35H95V34H93ZM133 35V34H132ZM184 35V34H183ZM191 35V34H190ZM193 35V34H192ZM206 35V34H205ZM216 35V34H215ZM260 35H262V33L260 34ZM80 36V35H79ZM102 36H103V34H102ZM134 36V35H133ZM138 37H139V35H137ZM232 36V35H231ZM263 36V35H262ZM262 36H260V37H262ZM97 37H98V34H97ZM124 37H126V36H124ZM142 37V36H141ZM182 37V36H181ZM47 38V37H46ZM143 38V37H142ZM178 39H179V36L177 37ZM186 38V37H185ZM201 38V37H200ZM200 38H199V40H200ZM204 38V37H203ZM216 38V37H215ZM231 38V37H230ZM249 38V37H248ZM97 39V38H96ZM99 39V38H98ZM126 39V38H125ZM133 39V38H132ZM188 39V38H187ZM186 39V40H187ZM195 39V38H194ZM211 39V38H210ZM222 39V38H221ZM228 39V38H227ZM257 39H258V37H257ZM262 39V38H261ZM48 40H50V39H48ZM67 40H68V38H67ZM66 40V41H67ZM86 40V39H85ZM84 40V41H85ZM114 40V39H113ZM134 40V39H133ZM184 40V39H183ZM205 40V39H204ZM224 40V39H223ZM259 40H260V38H259ZM258 40V41H259ZM71 41V40H70ZM69 41V42H70ZM82 41V43H83V45H85L84 43H86L87 41H88V39H87V41L86 42H83V39L81 40ZM194 41V40H193ZM196 41V40H195ZM212 41V40H211ZM225 41V40H224ZM223 41V42H224ZM47 42V41H46ZM50 42V41H49ZM53 42V41H52ZM102 42V41H101ZM133 42V41H132ZM163 42V43H164ZM184 42V41H183ZM183 42H181L180 41V43H182L183 44ZM185 42H187L188 43V41H185ZM197 42V41H196ZM206 42V41H205ZM208 42H209V40H208ZM225 42H227V41H225ZM261 42V41H260ZM260 42H258V44L260 43ZM66 43V42H65ZM78 43H79V41H78ZM90 43L91 42H89V44L88 43H86V45L88 44V45H90ZM97 43H98V41H97ZM113 43H114V41H113ZM141 43V42H140ZM139 43V44H140ZM191 43V42H190ZM211 43V42H210ZM218 43V42H217ZM222 43V42H221ZM227 43H229V42H227ZM231 43V42H230ZM229 43V44H230ZM132 44V43H131ZM176 46H175V45ZM199 44V43H198ZM257 44V43H256ZM256 44H255V46H256ZM50 45V44H49ZM48 45V46H49ZM68 44L66 43V46H67ZM85 45V46H86ZM92 45H93V43H92ZM104 45V44H103ZM102 45V46H103ZM114 46H113V49L115 50L116 48H115V44H113ZM223 45V44H222ZM237 44L235 43V45H233V41H232V45H230V47H229V45H228V47H229V52H230V54L228 53L227 55H229L227 58H229L230 56H231V58L233 57V58H235L236 59V55H237V51H238V49L237 48H241L240 46L239 47H237L236 46ZM260 45V44H259ZM53 46V45H52ZM65 46V47H66ZM81 46H82V44H81ZM84 46V47H85ZM91 46V45H90ZM137 46V45H136ZM180 46V45H179ZM182 46H184L183 48H186L185 47V43H184V45H182ZM51 47V46H50ZM53 47H55V46H53ZM84 47H82V48H84ZM96 47V46H95ZM129 47V46H128ZM140 47V46H139ZM176 47H177V50H175L176 49ZM67 48V47H66ZM65 48V49H66ZM88 48H89V46H88ZM87 48V49H88ZM92 48H93V46H92ZM101 48V47H100ZM130 48V47H129ZM129 48H127V49H125V50H130ZM138 48V47H137ZM196 48V47H195ZM205 48V47H204ZM207 48H209V47H207ZM215 48V47H214ZM250 48V47H249ZM50 49V48H49ZM55 49H56V47H55ZM62 49V48H61ZM63 50L64 51V53L65 54H63V56H64V58H65V61H66V63H65V67H66V69H65V72H66V76H67V78H68V80L70 81L69 83V85L71 86L72 85V92H73V94L75 95V98H77V100H78V103H79V109H80V111H81V113H82V116H83V120H89L90 122L89 123H93V120H94V116H95V106H94V99L96 100V98L95 97H93L94 95V93H93V91L91 90V88L90 89H88L87 87H88V85L86 84V79H84V76L83 75H81V77L83 76V79L85 80V81H83L81 78H80V70H79V68H78V66H77V64H76V62H75V59L72 57V53H71V47H70V45H69V47L66 49V50ZM91 49V48H90ZM119 49V48H118ZM133 49H134V47H133ZM138 49H140V48H138ZM137 49V50H138ZM144 49V48H143ZM165 49V48H164ZM206 49V48H205ZM247 49H248V47H247ZM53 50V49H52ZM102 50H104V48L102 49ZM191 50V49H190ZM207 50V49H206ZM212 50V49H211ZM237 50V51H236ZM254 50H255V48H254ZM262 50V49H261ZM49 51V50H48ZM85 51H86V49H85ZM90 51V53H91V51H92V49L91 50H89ZM96 51V50H95ZM113 51V50H112ZM111 51V55L113 54V52ZM118 51V50H117ZM130 51H132V50H130ZM187 51H188V48H187ZM215 51V50H214ZM80 52H81V50H80ZM88 51H86L85 53H87ZM96 52H99V51H96ZM102 52V51H101ZM115 52V51H114ZM137 52H139V51H137ZM141 52V51H140ZM144 52V51H143ZM147 52V51H146ZM168 52H167V54H168ZM182 52V51H181ZM190 52V51H189ZM189 52H187V53H189ZM240 52V51H239ZM238 52V53H239ZM253 52H255V51H253ZM253 52H252V54H253ZM61 53H62V51H61ZM142 53V52H141ZM145 53V52H144ZM143 53V54H144ZM148 53V52H147ZM146 53V54H147ZM153 53H155V52H153ZM184 53L185 54H183V55H181V57L182 56H186L187 55V53H186V51L184 50ZM191 54H192V52H190ZM212 53V52H211ZM222 53V52H221ZM241 53V52H240ZM249 53V52H248ZM95 54V53H94ZM94 54H92L93 56H91V57H96V56H94ZM101 54V53H100ZM118 54H119V52H118ZM133 54V53H132ZM138 54V53H137ZM136 54V55H137ZM143 54H141V55H143ZM149 54V53H148ZM164 54V53H163ZM203 54V53H202ZM223 54V53H222ZM258 54V53H257ZM81 55H83V57H84V55L85 54H82L81 53ZM109 55V57L111 56L110 54H108ZM114 55V54H113ZM139 55V54H138ZM140 55V56H141ZM240 55V54H239ZM46 56V55H45ZM86 56H87V54H86ZM85 56V57H86ZM89 56V55H88ZM87 56V57H88ZM117 56V55H116ZM144 56V55H143ZM149 56V55H148ZM166 56V55H165ZM176 56V55H175ZM174 56V57H175ZM177 56H179V55H177ZM177 56H176V58H177ZM185 56H184V58H185ZM188 56V55H187ZM198 56V55H197ZM219 56V55H218ZM238 56V55H237ZM241 56V55H240ZM243 56V55H242ZM252 56H254V55H252ZM47 57V56H46ZM100 57V56H99ZM108 57V56H107ZM118 57H119V55H118ZM130 57V56H129ZM137 57V56H136ZM173 57V56H172ZM207 57H209V56H207ZM258 57V56H257ZM82 58V57H81ZM141 58V57H140ZM143 58V57H142ZM150 58V57H149ZM168 58H170L171 59V56H169ZM179 58H180V56H179ZM183 58V57H182ZM220 58V57H219ZM237 58H239V57H237ZM249 58H250V56H249ZM248 58V59H249ZM46 59V58H45ZM85 59V58H84ZM88 59H89V57H88ZM90 59H92V58H90ZM99 59V58H98ZM111 59H113L112 57H110V61H111ZM114 59H116V58H114ZM118 59V58H117ZM120 59V58H119ZM137 59V58H136ZM135 59V60H136ZM162 59V58H161ZM164 59H167L166 57H164ZM175 59V58H174ZM174 59H172V60H174ZM186 59H187V57H186ZM208 59V58H207ZM210 59V58H209ZM208 59V60H209ZM212 59V58H211ZM242 60H245V59H243V57L241 58ZM241 59H239L240 61H242ZM258 59V58H257ZM49 60V55H48V59H47V61ZM64 60V59H63ZM94 60V59H93ZM142 60H144V59H142ZM146 60V59H145ZM176 60V59H175ZM183 60V59H182ZM188 60V59H187ZM192 60V59H191ZM198 60V59H197ZM219 60H221V59H219ZM230 60H233V59H230ZM260 60V59H259ZM46 61V62H47ZM92 61V60H91ZM96 61H98V60H96ZM107 61H109V58H108V60L106 59V63L105 64H107L108 63V65H106L107 67H109L110 69H112L113 67H110L109 65H110V62H107ZM115 61V60H114ZM120 61V60H119ZM129 61H131V60H129ZM141 61V60H140ZM148 61V60H147ZM147 61H145V62H142V63H140V65H141V68L140 67H138V68H140L139 70L138 69H136L137 71H144V74H143V72H141L140 74V77L141 76H143L144 77V79L143 80H145V82H142V84L143 83H145V85H146V82L148 83V81H151V79H149V76H151V75H149V70H152L151 68V66H150V63H148ZM179 61V60H178ZM178 61H177V63H178ZM190 61V60H189ZM203 60H201V62H202ZM212 61V60H211ZM227 61V60H226ZM229 61V60H228ZM234 61V60H233ZM240 61H238V62H240ZM85 62V61H84ZM185 62V61H184ZM192 62H193V60H192ZM209 62V61H208ZM243 62V61H242ZM258 62H261V61H258ZM86 63V62H85ZM92 63V62H91ZM100 63V62H99ZM121 63V62H120ZM133 63H134V59H133ZM132 63V64H133ZM175 63H176V61H175ZM174 63V64H175ZM228 63V62H227ZM226 63V64H227ZM229 63H230V61H229ZM229 63H228V65H229ZM234 63H237V61L236 62H234ZM87 64H88V61H87ZM87 64H85V65H87ZM89 64H90V60H89ZM97 64V63H96ZM114 64H116V63H114ZM128 64V63H127ZM166 64H167V62H166ZM182 64V63H181ZM188 64H189V62H188ZM192 64V63H191ZM197 64V63H196ZM205 64H208V63H204V66H205ZM232 64H233V62H232ZM238 65L240 64V63H237ZM236 64V66H235V68L236 67H238V65ZM244 64V62L243 63H241L239 66L241 67L242 65ZM91 66H89V67H92L91 69H93V67L94 66H92V65H95L94 64V61H93V64H90ZM117 65V64H116ZM121 65V64H120ZM163 65V64H162ZM169 65H171V64H169ZM172 65H173V63H172ZM187 65V64H186ZM185 65V66H186ZM198 65V64H197ZM200 65V64H199ZM202 65V64H201ZM200 65V66H201ZM209 65V64H208ZM213 65V64H212ZM223 65V64H222ZM227 65V66H228ZM235 64H233V65H230L229 67H231V66H234ZM245 65H246V63H245ZM244 65V66H245ZM257 65V64H256ZM258 65H261V64H259L258 63ZM96 66V65H95ZM118 66V65H117ZM116 66V67H117ZM135 66V65H134ZM154 66V65H153ZM187 66H189V65H187ZM195 66V65H194ZM210 66V65H209ZM218 66V65H217ZM20 67L21 66H19V69H14V71L13 70H10V71H8L7 72V74H5V73H0V87H4V86H10L11 88H17V87H22L24 90H25V92H27V93H29V95H30V100L32 101V104L33 105H35L36 107H37V103H39L40 102V104H42L43 103V101L42 100H44L45 99V97H48L49 99H48V101L49 102H51L52 103V105L54 106V107H56V105H57V96H56V90H55V87L53 88V87H49L48 89H47V91H48V93H46L45 91L46 90H44V88L43 87H39V85L41 84H39L38 82H37V84H39V85H37V84H35L33 81H31V79L30 78H32L29 74H27V73H25V72H23V71H21L20 70ZM105 67V66H104ZM136 67V66H135ZM164 67V66H163ZM170 67V66H169ZM183 67H184V65H183ZM190 68H191V66H189ZM211 67V66H210ZM259 67V66H258ZM257 67V68H258ZM106 68V67H105ZM123 68V67H122ZM154 68H155V66H154ZM158 68V67H157ZM162 68V67H161ZM181 68V67H180ZM194 68V67H193ZM197 68V67H196ZM211 68H213V67H211ZM223 68V67H222ZM221 68V69H222ZM244 68V67H243ZM246 68V67H245ZM256 68V67H255ZM22 69V68H21ZM90 69V70H91ZM108 69V68H107ZM116 69V68H115ZM168 69V68H167ZM171 69V68H170ZM177 69H179V67L177 68ZM217 69H219V68H217ZM229 69V68H228ZM232 69V68H231ZM230 69V70H231ZM236 69H238V68H236ZM253 69V68H252ZM259 69V68H258ZM94 70V69H93ZM175 70V69H174ZM242 70H244V69H242ZM247 71H249L248 69H246ZM260 70H261V74H263V72H264V67H260ZM45 71V70H44ZM107 71V70H106ZM109 71V70H108ZM107 71V72H108ZM111 71H112V75H111ZM110 71V73H109V75H108V73L106 72L105 74L109 77V76H112V77H107L105 74H104V76H105V78L107 79V83L108 82H111V81H109V79L111 80L112 79V82H113V77L115 76V74H114V72H113V69ZM115 71V70H114ZM118 71H119V69H118ZM136 71V72H137ZM167 71V70H166ZM192 71V70H191ZM251 71V70H250ZM53 72V71H52ZM151 72L152 71H150V74H151ZM181 72V71H180ZM196 72V71H195ZM219 71L217 70V73H218ZM117 73V72H116ZM119 73V72H118ZM117 73V74H118ZM177 73V72H176ZM216 72H214V74H217ZM221 73V72H220ZM232 73V72H231ZM250 73V72H249ZM248 73V74H249ZM258 73V72H257ZM124 74H125V72H124ZM131 74V73H130ZM138 74H139V72H138ZM156 74V73H155ZM163 74V73H162ZM179 74V73H178ZM185 74H186V72H185ZM58 75V74H57ZM56 75V76H57ZM103 75V74H102ZM114 75V76H113ZM134 75H136V74H134ZM237 75V74H236ZM117 76H120L119 74L117 75ZM129 76V75H128ZM137 76V75H136ZM192 76V75H191ZM263 76H264V74H263ZM89 77V76H88ZM97 77V76H96ZM138 77H139V75H138ZM151 77H153V75L151 76ZM256 77V76H255ZM260 77V76H259ZM5 78H7V81H5ZM59 78V76H57V79ZM86 78H87V76H86ZM90 79L92 78L91 76L89 77ZM115 78V77H114ZM119 78V77H118ZM124 78V77H123ZM142 78V77H141ZM140 78V79H141ZM186 78H187V76H186ZM186 78H185V80H186ZM223 78V77H222ZM222 78H220V81H221V79ZM56 79V80H57ZM93 79V78H92ZM91 79V80H92ZM126 79V78H125ZM136 79H138L137 77H136ZM231 79H233V78H231ZM256 79H258V77L256 78ZM263 79V78H262ZM261 79V80H262ZM88 78H87V82H88ZM119 80H120V78H119ZM129 80V79H128ZM143 80H141V81H143ZM193 80H195V79H193ZM205 80V79H204ZM207 80V79H206ZM218 80V79H217ZM20 81H23V83H21ZM115 81H116V78H115ZM118 81V80H117ZM116 81V82H117ZM124 81V80H123ZM126 81V80H125ZM179 81V80H178ZM182 81V80H181ZM229 81H230V79H229ZM257 83L259 82V80L257 81V80H255ZM264 81V80H263ZM32 82V83H31ZM52 82L54 83V81L52 80ZM85 82V83H84ZM92 82V81H91ZM111 82V83H112ZM116 82H114V83H116ZM131 82V81H130ZM183 82V81H182ZM196 82V81H195ZM94 83V82H93ZM92 83V84H93ZM107 83H106V85H107ZM118 83H119V81H118ZM122 83L123 82H121V87H122ZM140 83V82H139ZM159 83V82H158ZM167 83V82H166ZM172 83V82H171ZM203 84V87L205 86V85H208L209 86V88H210V84L211 83H209V81H208V83L206 82V81H204V82H202ZM219 83H222V81L221 82H219ZM218 82H216V86H217V84H219ZM85 84L87 85V87L85 86ZM90 84V83H89ZM92 84L89 86V87H93L92 86ZM125 84H127V83H125ZM142 84H140V85H142ZM185 84H187V83H184V85ZM193 85H195L194 83H192ZM196 84H197V82H196ZM200 84V83H199ZM233 84V83H232ZM259 84V83H258ZM97 85V84H96ZM110 85V83H108V85H107V87L108 88H111L112 89V87H114L113 86V83L111 84L112 85V87H111V85ZM130 85H131V83H130ZM161 85V84H160ZM173 85V84H172ZM189 84H187V85H185L186 87L188 86ZM202 85H201V87H202ZM251 85V84H250ZM42 86V85H41ZM103 86V85H102ZM118 86V85H117ZM116 86V87H117ZM198 86V85H197ZM212 86V85H211ZM214 86V85H213ZM235 86V85H234ZM237 86V85H236ZM97 87H98V85H97ZM107 87H105V98H107L108 96H107V93L109 92L108 91V89H107ZM127 88H128V86H126ZM159 87V86H158ZM161 87V86H160ZM200 87V86H199ZM200 87V88H201ZM202 87V88H203ZM207 87V86H206ZM205 87V88H206ZM218 87H219V85H218ZM220 87H221V85H220ZM42 88V89H41ZM46 88V87H45ZM71 88V87H70ZM94 88V87H93ZM131 88H132V86H131ZM177 88V87H176ZM185 88V87H184ZM193 88H195V87H193ZM198 87H196V89H197ZM29 89V90H28ZM129 89H130V86H129ZM178 89H180V88H178ZM182 89V88H181ZM195 89V90H196ZM89 90H90V92H89ZM97 90V89H96ZM96 90H94V92L96 91ZM110 90V89H109ZM118 90V87L116 88V90H114V92H116ZM125 90V89H124ZM131 90V89H130ZM174 90V89H173ZM205 90V89H204ZM214 90V89H213ZM220 90H221V88H220ZM91 91H92V93H91ZM106 91H108V92H106ZM119 91V90H118ZM117 91V92H118ZM126 91V90H125ZM184 92V90H181L180 92ZM216 91H217V88H216ZM237 91V90H236ZM110 92H111V90H110ZM127 92V91H126ZM174 92V91H173ZM206 92V91H205ZM218 92V91H217ZM119 94H120V92H118ZM218 93H220V92H218ZM221 93H222V90H221ZM243 93H246L245 91L243 92ZM95 94H97L96 92H95ZM115 94V93H114ZM134 94V93H133ZM186 94V93H185ZM207 94V93H206ZM212 94V93H211ZM214 94V93H213ZM109 95V94H108ZM116 95V94H115ZM181 95H182V93H181ZM184 95V94H183ZM222 95V94H221ZM113 96V95H112ZM121 96V95H120ZM148 96V95H147ZM158 96H160L159 94H158ZM179 96V95H178ZM203 96H205V95H203ZM207 96V95H206ZM226 96V95H225ZM253 96V95H252ZM97 97V96H96ZM103 97V99H105ZM109 97H111V95L109 96ZM114 97H117V98H115V99H112L111 98V101L109 102L108 100H110L109 98H107V99H105V100H107L106 102H105V100H104V104L101 106V104H100V106H97L98 108H99V110L97 111L98 113H99V115H103V116H109V115H114L115 114V116L117 117V113L115 112H113L112 113V111L115 109L116 110V108H117V111H118V109L120 108L119 106H117L116 108H114L117 104L118 105H122V103H120L119 104V99H118V95L117 96H114ZM113 97V98H114ZM94 98V99H93ZM120 99H121V97H119ZM194 98V97H193ZM200 99V98H199ZM242 99H243V97H242ZM122 100V99H121ZM114 101V102H113ZM263 101V100H262ZM103 102V101H102ZM101 102V103H102ZM121 102H123V101H121ZM125 102V101H124ZM128 102V101H127ZM249 102V101H248ZM255 102H257V101H255ZM99 103V102H98ZM206 103V102H205ZM253 103V102H252ZM188 104V103H187ZM39 105V104H38ZM126 105V104H125ZM260 105V104H259ZM257 106H258V104H257ZM260 106H264V105H260ZM96 107V108H97ZM123 107H124V105L122 106V108H120L119 110V114H121L120 112H121V109H123ZM183 107V106H182ZM254 107H256L255 105L253 106V108L252 109H254ZM261 108V107H260ZM263 108V107H262ZM35 109V108H34ZM264 109V108H263ZM36 110V109H35ZM126 110V109H125ZM258 110V109H257ZM184 111V110H183ZM263 111V110H262ZM123 112V111H122ZM176 112H178V111H176ZM97 113V114H98ZM101 113V114H100ZM39 114V116L43 119V121H44V127L46 126V128L48 129V131L47 132H50L49 131V125H48V122H47V119H45L44 118V113L43 112H40V113H38ZM124 114V113H123ZM123 114H122V116H123ZM159 114V113H158ZM179 114H180V112H179ZM178 114V115H179ZM188 114V113H187ZM253 114H255L254 112H253ZM112 115V116H113ZM176 115V114H175ZM192 115V114H191ZM197 115V114H196ZM250 115V114H249ZM98 116V115H97ZM97 116H95V117H97ZM115 116H113V117H115ZM121 116V117H122ZM214 116V115H213ZM119 117V116H118ZM150 117V116H149ZM164 117H166V116H164ZM183 117V116H182ZM191 117V116H190ZM248 117V116H247ZM251 117H252V115H251ZM250 117V118H251ZM101 118H103V117H101ZM100 118V119H101ZM170 118V117H169ZM195 118H197V117H195ZM225 117L223 116V119H224ZM230 118V117H229ZM237 117H235V119H236ZM98 119H99V117H98ZM143 119V118H142ZM147 119V118H146ZM159 119V118H158ZM161 119V118H160ZM178 119V118H177ZM184 119V118H183ZM204 119V118H203ZM205 119H206V117H205ZM231 119V118H230ZM234 119V118H233ZM249 119V118H248ZM171 120V119H170ZM201 120V119H200ZM217 120V119H216ZM222 120V119H221ZM226 120V119H225ZM224 120V121H225ZM232 120V119H231ZM247 120V119H246ZM81 121V120H80ZM92 121V122H91ZM150 121V120H149ZM186 121V120H185ZM213 121V120H212ZM228 121V120H227ZM237 120H235V123L237 124V122H236ZM82 122V121H81ZM190 122V121H189ZM200 122V121H199ZM219 122V121H218ZM232 122V124L234 123L233 121H231ZM231 122H227L226 124H230ZM241 122V121H240ZM217 123V122H216ZM219 123H221V121L219 122ZM223 123V122H222ZM225 123V122H224ZM239 123V122H238ZM243 123H244V120H243ZM87 124V123H86ZM98 124V123H97ZM116 124H119V123H116ZM162 124H164V122L162 123ZM168 123L166 122V125H167ZM171 124V123H170ZM242 124V123H241ZM245 124V123H244ZM103 125V124H102ZM113 125V124H112ZM122 125V124H121ZM238 125V124H237ZM240 125V124H239ZM243 125V124H242ZM97 126V125H96ZM95 126V124L94 125H89V127H85V130H84V137L83 138H85V145H86V156L88 157V164H89V171L91 172V176H92V178H91V181H93L92 182V184H94V196H95V201H96V207H97V223H96V256H95V264H107L108 262L110 263V261H111V259H109L108 260V258H110L111 256H113V255H115L114 254V250L119 254V255H122V257L124 258V259H126V257H131V256H134V254L135 253H137V254H139V250H140V256H138L137 258H140L141 257V254L143 255L142 256V258H140V260H141V262H144V260H146L145 259V257L147 256V257H150L151 255H150V253L152 252V249H154V247L156 246V247H158V248H160V247H163V248H160L161 250V252H160V255L159 256H157V252L159 251H157V250H155L154 251V253L153 254H155V252H156V258H154V257H152L151 256V258L149 259V258H147V260H149V262L150 261H152V258H154L153 259V263L152 262H150V264L152 263V264H196L197 262H198V264L200 263V261H198L199 259L198 258H200V257H202V255L204 254L203 253V251H202V249H201V251L200 252H198V250H200V249H198V250H196V248H195V246L191 243V241H189L190 239H188L187 238V236H186V234H185V232L183 233L181 230L182 229H180L179 228V226H178V224H177V221L174 219L175 217H173V213L172 214H170V211L169 210H165V208H162L161 206H160V204H158L157 202H155L156 204H157V206L159 207V208H157V213H158V217L160 218V222L158 221V220H156L157 221V223L159 222L160 224V226H161V228H162V230H163V234L162 233H160L159 234V237L157 236L156 237V239L158 238V240H159V242H157V244L155 245V234H156V230L154 229V228H152V229H154V231L155 232H152V231H147V232H149L150 233V235L146 232V231H144V233H145V235H144V233H143V230H142V232H139V230L137 229V228H139V226L142 224V222H143V220H141L142 222L139 224V226H138V222H139V218H141L142 216H144L145 214L144 213H142L141 212V214H142V216L139 214V212H138V209L139 208H141L142 206H141V204H138V203H142V200H144L146 197V195H143L144 196V199L143 198H140L141 196H142V194H141V196H139V198L141 199V202H138L139 200L138 199H136L137 197H135L134 195H133V193L131 192V190H129L130 192L129 193H132V196L131 195H126V193L125 192H127V189H126V191L125 192H123L125 195H123L122 194V192H121V189L124 187V185L126 184V185H128V183H129V185H128V188H130L131 189V187L134 185V184H138V182H136L135 183V181H137V177H138V172H140V169H139V167H138V169H139V171L137 170V167L135 168V166L133 167V168H135L134 170H137V171H135L136 173L134 174V171L133 172H131V174L129 175V177H126V178H124L125 177V175H126V173L128 172L129 173V171H127L128 169H129V164H130V166H132L131 165V163H129L128 164V169L126 168L127 167V162H129V159H128V161L125 159V161H124V157H123V155H125V154H123V150H120L121 148H123V149H125V147H123V146H126V149H127V144H126V142H124V143H122L123 141H122V138L124 137V139H129L128 137H126V136H123L124 135V133H123V137L122 136H120L119 137V135H121L122 133H120L119 132V135H118V133H117V135H118V137L121 139V141L122 142H120V143H122V147L120 148V146H121V144L118 142V141H120V139L117 137V136H114V132L116 131V130H118V129H113V130H110V129H108L109 127H102V128H104V129H106L105 130V132H107V133H105L106 135H104L103 136V134H102V131L100 130V132H97L96 130H98L99 128L98 127H96ZM109 126V125H108ZM115 126V125H114ZM117 127H115V128H123V127H120V125H116ZM119 126V127H118ZM143 126V125H142ZM192 126V125H191ZM234 126V125H233ZM232 126V131H233V133H230L229 135H227V137H225V138H223L224 140H226L227 141V143L229 144V148H232L233 150H234V152L236 153V155H239L240 156V159H238V158H236L235 159V157L233 156V160L231 159V161H233L232 162V164H234V165H237V166H247L248 164H247V162L248 161H250L251 160V158L253 157V154L256 156H254L255 158H258V159H256V160H253L254 161V163L252 164V165H250V166H253L254 165V167L255 166H261V167H263L264 168V113L263 114H261V112L258 110V116L256 115L255 117H252L251 118V120L248 122V127L249 128H245L244 126H237V128L236 127H233ZM228 127V126H227ZM242 127H244V128H242ZM247 127V126H246ZM45 128V129H46ZM144 127H142V129H143ZM145 128H147V127H145ZM143 129V130H145L146 131V129ZM157 128V127H156ZM159 128V127H158ZM193 128V127H192ZM212 128V127H211ZM226 128V127H225ZM224 127L223 128H220V127H218V129H220V131H221V129L223 130V131H225L224 129H225ZM44 128H41V133H40V135L37 137V141L39 142V143H42V142H44V143H46L47 141H48V135L49 134H47L46 132H44V130H45ZM150 129H152L151 127H150ZM173 129V128H172ZM171 129V130H172ZM195 129V128H194ZM205 129V128H204ZM214 129V128H213ZM230 129H229V127H228V131H230ZM148 130V129H147ZM183 130H185V129H183ZM119 131H120V129H119ZM163 131V130H162ZM165 131V130H164ZM166 131H167V128H166ZM165 131V133L167 134V132ZM170 131V130H169ZM173 131V130H172ZM174 131H178V130H176V129H174ZM173 131V132H174ZM181 130H179V132H180ZM201 131V130H200ZM205 131V130H204ZM203 131V132H204ZM228 131H226V132H228ZM116 132H118V131H116ZM121 132H123L122 130H121ZM157 132H159V131H157ZM161 132V131H160ZM172 132V134H174ZM179 132H177L178 134H179ZM183 132V131H182ZM209 132V131H208ZM211 132V131H210ZM225 132V133H226ZM164 133V132H163ZM181 133V132H180ZM193 133V132H192ZM191 133V135H189V137L187 138V137H185V139H187V140H185V144H183V142H182V144H181V142L179 143V141H175V139H174V143H170L172 146L174 145V147H168L169 148V150L167 151L166 149V151H164L163 149H164V147L166 146L167 147V143L170 141L169 139H172L171 137L173 136V137H175L174 135H170L169 136V134H171L170 132H169V134L168 135H165V134H162V132H161V134L163 135V137H164V135L165 136H169L170 138H168V137H166L165 139H168L169 141L166 143V145L163 147V151L164 152H166V153H168L170 156H171V159H177V160H175V161H173L172 162V160L170 161V162H172V163H170L169 162V160H170V158H169V160H168V156H164L165 157V159H166V161L168 160V163L166 162V164H169V169L168 170H166V171H168V172H171L173 169V172L175 171V168H176V165H178L179 166V162L178 163H176L178 160H179V158H180V163H182V165H180V167L182 168V166L184 167V165H183V163H185V164H188L189 165V171H188V173L189 174H191V172L193 173V169H194V172H195V166H194V154H195V152H200L201 154H203V156H204V159L203 160H201V168H202V170L205 172V170H207V171H211L212 172V170H214L215 172L216 171H218V170H220L221 169V167H220V169H218V162H217V160H218V158L215 160V161H213L214 160V158H213V160H212V158L210 157V156H212V155H209L207 152H209V150L210 149H213L212 148V144H211V148H209L210 147V141L211 140H209V141H207V144H205V142L206 141H204L206 138H204V140H203V138H201V134H200V137L199 138H201L202 140L200 141L199 139H195V137L193 136L194 134H192ZM218 133V132H217ZM220 133V132H219ZM223 133V132H222ZM47 134V135H46ZM129 134V133H128ZM134 133H132V135H133ZM156 134V133H155ZM159 134V133H158ZM161 134H160V137H162L161 136ZM178 134H175V135H177L176 136V138L177 137H179L178 136ZM188 134V133H187ZM205 135H207L206 133H204ZM224 134V133H223ZM113 135V136H112ZM182 135H184V133L182 134ZM204 135V136H205ZM158 136V135H157ZM180 136H181V134H180ZM196 136V135H195ZM197 136H198V134H197ZM203 136V135H202ZM114 137L115 138H118V140L117 139H115V140H117V142L120 144L119 146H118V144L115 142V140H114ZM126 137V138H125ZM131 137V136H130ZM184 137V136H183ZM183 137H181L182 138V140H183ZM207 137V136H206ZM210 137H212L211 135H210ZM220 137V136H219ZM133 138V137H132ZM198 138V137H197ZM254 138V139H253ZM165 139H163L164 140V142H165ZM208 139H210V138H208ZM207 139V140H208ZM106 140V141H105ZM156 140V139H155ZM178 140H180V139H178ZM199 140V141H198ZM217 140H220L221 141V138H218ZM83 141H84V139H83ZM125 141V140H124ZM127 141H130V140H127ZM132 141H133V139H132ZM131 141V142H132ZM159 141H160V139H159ZM184 141V140H183ZM161 142H162V140H161ZM160 142V143H161ZM163 142V143H164ZM204 142V143H203ZM159 143V144H160ZM163 143H162V145H163ZM175 143H176V146H175ZM213 143V145H214V142H212ZM124 144V145H123ZM165 144V143H164ZM169 144V143H168ZM217 144H218V142H217ZM226 144V143H225ZM104 145H107V147L108 148H110V150H111V152L113 153V156H110L111 158L112 157H114V161H113V164L114 165H112V163L109 161V159L107 160H105L104 159V157L105 156H103V154L105 155V152H103L106 148L104 147V149L102 148ZM131 145V144H130ZM153 146V145H152ZM160 146V145H159ZM159 146H157V147H159ZM169 146V145H168ZM218 146V145H217ZM216 146V147H217ZM262 146V147H261ZM129 147V146H128ZM165 147V148H166ZM206 147H207V149H206ZM226 147V146H225ZM153 148V147H152ZM103 149V150H102ZM156 149H158V148H156ZM209 149V150H208ZM217 149H220V148H217ZM160 150V151H159ZM158 151H159V154H160V152L162 151L161 149H159ZM226 150V149H225ZM127 151H129L128 149H127ZM126 151V155H128L129 153ZM214 151H216V150H214ZM219 152H220V150H218ZM232 151V150H231ZM219 152H217V153H219ZM229 152H230V150H229ZM125 153V152H124ZM155 153V152H154ZM163 153V152H162ZM165 153V154H166ZM210 153H213V152H210ZM214 153H216V152H214ZM216 153V154H217ZM221 153V152H220ZM225 153H227V151L225 152ZM231 153V152H230ZM134 154V153H133ZM106 155H107V153H106ZM111 155V154H110ZM135 155V154H134ZM161 155H163V154H161ZM161 155H157V157L158 156H161ZM167 155V154H166ZM199 155V154H198ZM217 155H219V154H217ZM223 155V154H222ZM225 155V154H224ZM230 155V154H229ZM132 156V155H131ZM153 156V155H152ZM169 156V157H170ZM176 156H179V158H177ZM191 156H192V158H191ZM201 156V155H200ZM220 156H221V154H220ZM227 156V155H226ZM107 157V156H106ZM126 157V156H125ZM163 157V158H164ZM213 157H215V156H213ZM219 157V156H218ZM223 157V156H222ZM161 158V157H160ZM190 158L192 159L191 160V162H190ZM205 158H208V160L210 161V162H208V161H206V159ZM216 158V157H215ZM223 158H226V157H223ZM227 158H228V156H227ZM226 158V159H227ZM173 159V160H174ZM211 159V160H210ZM219 159H220V157H219ZM222 159V158H221ZM220 159V160H221ZM229 159H230V157H229ZM245 159H248V161L247 160H245ZM250 159V160H249ZM132 160H133V158H132ZM131 160V161H132ZM140 160V159H139ZM138 160V161H139ZM142 160V159H141ZM163 159H161V161H162ZM127 161V162H126ZM152 161H154L153 160V158H152ZM157 161V160H156ZM155 161V162H156ZM160 161V160H159ZM136 162V161H135ZM228 162H230V161H228ZM156 163H158V162H156ZM160 163H162V162H160ZM175 163V164H174ZM221 163H222V161H221ZM221 163H219V164H221ZM226 163V162H225ZM224 163V164H225ZM52 162L51 161H49V160H44V162H41L38 166H35V165H32L30 168H26V169H24L23 171H22V175H27L28 174V176H29V178H30V180H31V178H33L32 177V174L34 173V174H36L37 176H39L40 175V178H41V180L43 181V183L44 184H48V183H50L52 180H53V175H54V170H53V168H52ZM143 164V163H142ZM153 164V163H152ZM170 164H171V166H174L175 165V167L172 169V167H170ZM173 164V165H172ZM223 164V163H222ZM227 164V163H226ZM125 165H126V167H125ZM136 165V164H135ZM164 165V164H163ZM141 166V165H140ZM187 166V165H186ZM166 167V166H165ZM168 167V166H167ZM180 167H178V168H180ZM230 167V166H229ZM249 167V166H248ZM115 168H117L118 170H117V172L118 173H116L115 172ZM144 168V167H143ZM154 168H158L157 167V164H156V167H153V169ZM164 168V166L162 167V169ZM170 168L172 169L171 171H169L170 170ZM242 168V167H241ZM247 167H245V169H246ZM251 168V167H250ZM130 169H132V168H130ZM129 169V170H130ZM159 169V168H158ZM157 169V170H158ZM165 169V168H164ZM218 169V170H217ZM223 169H225L224 167H223ZM223 169H221L222 170V175H223V177L224 178H226V177H228V169H225V170H227L226 172L223 170ZM239 170H240V168H238ZM243 170V173H244V171H245V175H247L246 174V172H252V171H246V170ZM255 169H256V167H255ZM147 170V169H146ZM156 170V169H155ZM154 170V171H155ZM192 170V171H191ZM220 170V171H221ZM239 170H237V168L235 169V173L233 172L232 173V177H233V183L234 184H238L237 183V178L239 177L238 175H240L241 174V171H240V174H239ZM261 170V168L259 169V171ZM127 171V172H126ZM149 171V170H148ZM165 171V170H164ZM163 171V172H164ZM181 171H182V173H185V171H183V169H181ZM219 171V172H220ZM224 171V172H223ZM258 171V168L256 169V172ZM156 172V171H155ZM163 172H161L162 174H160V175H162V178H165L166 177V172H164V177H163ZM167 172V173H168ZM178 172H180V170L179 169H177V171H175V173H177V174H179ZM215 172H213L214 174H215ZM264 172V170H262V173ZM158 173H160L159 171H158ZM172 173V172H171ZM196 173V172H195ZM150 174V173H149ZM157 174V173H156ZM169 174V173H168ZM186 174V173H185ZM205 174H207L206 172H205ZM254 174V173H253ZM134 175V176H133ZM135 175H137V177H135ZM160 175H158V176H156V178L157 177H160ZM184 175V174H183ZM220 175V174H219ZM231 175V174H230ZM257 175V174H256ZM263 175V174H262ZM127 176V175H126ZM147 176V175H146ZM170 176H172V178H173V176H174V173H173V175H171L170 174ZM176 174H175V178H173V180H176V181H173L174 183H176L178 180H177V178H176ZM192 177H193V175H191ZM191 176L190 175H188L187 177L189 178H191ZM208 176V175H207ZM238 176V177H237ZM249 176V175H248ZM261 176V175H260ZM139 177H140V175H139ZM210 177V176H209ZM222 177V176H221ZM230 177V176H229ZM241 177H243V176H241ZM247 177V176H246ZM255 177V176H254ZM168 178V177H167ZM166 178V179H167ZM189 178V180H191ZM194 178V177H193ZM196 178H197V176H196ZM212 177H210V179H211ZM240 178V177H239ZM238 178V179H239ZM250 178V177H249ZM258 178V177H257ZM260 178V177H259ZM262 178V177H261ZM140 179V178H139ZM143 179H145L146 180V178L144 177ZM148 179V178H147ZM228 179V178H227ZM145 180H143V185H141V183H140V186H134V187H140V189H138V190H141L142 188H144L143 186H144V184L145 183H147V182H145ZM168 181H169V178L167 179ZM166 180V181H167ZM163 181H164V179H163ZM162 181V179H161V183L163 182ZM193 181H194V179H193ZM196 181V180H195ZM215 181V180H214ZM231 181V180H230ZM248 181V180H247ZM140 182V181H139ZM145 182V183H144ZM157 182V184L158 183H160L159 181H156ZM165 182V181H164ZM172 182V183H173ZM191 182V181H190ZM216 182V181H215ZM226 182V181H225ZM228 182H229V180H228ZM236 182V183H235ZM243 182V181H242ZM260 182H262L263 183V181H260ZM171 183V184H172ZM219 183L221 184V185H223L224 183H222L220 180H219ZM131 184H133V185H131ZM148 184V183H147ZM150 184V183H149ZM148 184V185H149ZM167 184H169V183H167ZM189 184V183H188ZM215 186H217V188H218V182L217 183H213ZM228 184V183H227ZM259 184V183H258ZM125 185V186H126ZM179 185V184H178ZM187 185V184H186ZM194 185V184H193ZM208 185V184H207ZM257 185V184H256ZM130 186V187H129ZM185 186V185H184ZM192 186V185H191ZM190 186V187H191ZM212 186V185H211ZM260 186V185H259ZM259 186L257 185V187L259 188ZM264 186V185H263ZM146 187V186H145ZM151 187V186H150ZM150 187H148V188H150ZM178 187V186H177ZM214 187V186H213ZM243 187V186H242ZM183 188V187H182ZM181 188V189H182ZM206 188V187H205ZM209 187H207V190H209V189H211V187L208 189ZM215 188V187H214ZM220 188V187H219ZM254 188H256V186L254 187ZM257 188V189H258ZM4 189V188H3ZM133 189V188H132ZM227 189V188H226ZM248 189V188H247ZM260 189H261V186H260ZM259 189V190H260ZM124 190V189H123ZM136 190V189H135ZM215 190V189H214ZM224 190V189H223ZM242 190V189H241ZM255 190V189H254ZM119 191L121 192V193H119ZM137 191V190H136ZM227 191V190H226ZM235 191V190H234ZM258 191V190H257ZM260 191H262V190H260ZM264 191V190H263ZM215 192H216V190H215ZM5 193V192H4ZM142 193H143V190H142ZM225 193V192H224ZM254 193V192H253ZM253 193H252V195H253ZM257 193V192H256ZM260 193V192H259ZM263 192H261V194H262ZM81 194V193H80ZM139 194V195H140ZM181 194V193H180ZM264 194V193H263ZM82 195H83V193H82ZM153 195H155L154 193H153ZM191 195V194H190ZM228 195V194H227ZM254 195H258V193L257 194H254ZM69 196V195H68ZM142 196V197H143ZM240 196V195H239ZM262 196H264V195H262ZM85 197V195L84 196H82L81 197V199H83ZM150 197V196H149ZM255 198L254 199H252V197H249L248 199L251 201V203L249 204V205H252V207H253V209H252V217H254L255 216V218H256V216L258 215V216H260L261 215V217L263 216V214H260L261 213V211H262V209H263V206H261V202L259 201V200H261V199H257L256 198V196H254ZM154 198V197H153ZM155 198H156V196H155ZM172 198V197H171ZM211 198V197H210ZM228 198V197H227ZM233 198V197H232ZM240 198V197H239ZM252 200H251V199ZM259 198H263V197H261V196H259ZM148 199V198H147ZM147 199H145V200H147ZM192 199V198H191ZM220 199V198H219ZM229 199V198H228ZM231 199V198H230ZM235 200H236V198H235ZM242 200V199H241ZM247 201V198L245 197V198H243V200L242 201ZM149 201H152V199L150 198L148 201H146V202H149ZM156 201V200H155ZM191 201V200H190ZM223 201H228L227 199H223ZM234 201V200H233ZM252 201H254L253 203H252ZM263 201V200H262ZM145 202V203H146ZM198 202V201H197ZM217 202H219V201H217ZM221 202H222V199H221ZM241 202V201H240ZM150 203V202H149ZM148 203V204H149ZM172 203V202H171ZM220 203V202H219ZM218 203V204H219ZM222 203H225V202H222ZM229 203V202H228ZM236 203V202H235ZM242 203V202H241ZM180 204V203H179ZM195 204V203H194ZM144 205V204H143ZM209 205V204H208ZM226 205H227V202H226ZM225 204L223 205V207L224 206H226ZM230 205V204H229ZM242 205H243V203H242ZM247 205V204H246ZM264 205V204H263ZM146 206V205H145ZM151 206V205H150ZM206 206V205H205ZM219 206V205H218ZM218 206L216 207V208H218ZM244 206V205H243ZM222 207V206H221ZM222 207V208H223ZM228 207V206H227ZM234 207H235V204H234ZM237 207V206H236ZM249 207V206H248ZM145 208V207H144ZM147 208V207H146ZM192 208V207H191ZM226 208V207H225ZM225 208H223V209H225ZM148 209V208H147ZM150 209V208H149ZM204 213L203 214H201V222H202V225L200 224V227L202 226L203 228L204 227H206L209 231H213V229L212 228H214L215 227V225H216V221H217V219H215L214 217H215V215H214V217L213 216H211L212 215V211H211V209H210V211H211V213H208V214H211V215H208L206 212V208L204 207ZM219 209H220V207H219ZM219 209H217V210H219ZM228 209V208H227ZM226 209V210H227ZM238 209V208H237ZM240 209V208H239ZM146 210V209H145ZM215 210V209H214ZM226 210H223V212L225 213V211ZM264 210V209H263ZM146 211H148V210H146ZM153 211H154V208H153ZM187 211V210H186ZM200 211V210H199ZM236 211V210H235ZM244 211H245V209H244ZM152 212V211H151ZM178 212V211H177ZM181 212V211H180ZM198 212V211H197ZM219 212V211H218ZM222 212V211H221ZM263 212V211H262ZM147 213V212H146ZM174 213H175V211H174ZM179 213V212H178ZM177 213V214H178ZM182 213V212H181ZM195 214L194 212H191V214ZM200 213H202V212H200ZM199 213V214H200ZM215 213V212H214ZM223 213V214H224ZM241 213V212H240ZM244 213V212H243ZM243 213H241L242 214V216L244 215L245 216V214H243ZM246 213V212H245ZM152 214L153 215H155V213L154 212H152ZM151 214V215H152ZM183 214V213H182ZM223 214H221V215H223ZM237 214V213H236ZM241 214H240V216H241ZM250 214V213H249ZM152 215V216H153ZM175 215V214H174ZM184 216H185V214H183ZM220 215V214H219ZM181 216V215H180ZM226 216V215H225ZM237 216V215H236ZM249 216V215H248ZM247 216V217H248ZM43 217H44V211H42V212H40L38 215H37V218H36V221L38 222V221H41L42 219H43ZM145 217V216H144ZM197 217V216H196ZM195 217V218H196ZM233 217V216H232ZM235 217V216H234ZM233 217V218H234ZM260 217V218H261ZM143 218V217H142ZM141 218V219H142ZM177 218V217H176ZM221 218V217H220ZM237 218V217H236ZM244 218L245 217H243V220H244ZM255 218L253 219V223H254V221H255ZM154 219H155V216H154ZM198 219V218H197ZM226 219H227V216H226ZM246 219V218H245ZM256 219H258V218H256ZM263 219V218H262ZM150 220H152V217L150 216ZM192 220V219H191ZM236 220V219H235ZM185 221V220H184ZM227 221H230V220H228L227 219ZM226 221V222H227ZM245 221V220H244ZM150 222H152V221H149V223ZM198 222H200V221H198ZM225 222V223H226ZM243 222V221H242ZM250 222H252V221H250ZM255 222H257V220L255 221ZM260 222L261 223H263V221H258L257 222V224L256 223H254V225L256 224V227H260L261 225H264V224H261L260 225ZM183 223V222H182ZM181 223V224H182ZM227 223H229V222H227ZM236 223V224H235ZM235 223H231L230 222V224H227V225H225V227H229V228H231V227H234L233 225L235 224L236 226H238V227H240L241 225H240V223H241V220H240V222L237 220ZM184 224V223H183ZM189 224V223H188ZM196 224V223H195ZM218 224V223H217ZM233 224V225H232ZM240 226H239V225ZM243 224H244V222H243ZM252 224V223H251ZM259 224V225H258ZM112 225V226H111ZM185 225V224H184ZM198 225V224H197ZM223 225V224H222ZM258 225V226H257ZM111 226V227H110ZM183 226V225H182ZM187 226H189V225H187V223H186V226L185 227H187ZM141 227V226H140ZM143 227H145V226H143ZM185 227H183V228H185ZM195 227H197L196 225H195ZM199 227V226H198ZM199 227V228H200ZM219 227H221V225L219 226ZM237 227V228H238ZM244 227H246V226H244ZM147 228H148V230H150L149 229V227L147 226ZM146 228V229H147ZM191 228V227H190ZM190 228H188V229H190ZM198 228V229H199ZM203 228H201L200 230H198V231H201ZM242 228V227H241ZM251 231L252 230H254L251 226L250 227H248ZM248 228L247 229H244V230H248ZM252 228V229H251ZM194 229V228H193ZM193 229H191V230H189V232H195L196 231V229L195 230H193ZM225 229V230H224ZM258 229V228H257ZM185 230V229H184ZM217 230H218V228H217ZM223 233H225V231H226V228H223ZM259 230V229H258ZM255 231L254 230V232H259V231ZM204 231V230H203ZM216 231V230H215ZM232 231H234L233 229H232ZM236 231V230H235ZM234 231V233L233 234H231L230 235V237H234V238H238V241H239V235H240V237L241 236H244L245 238L247 237V236H249V233L247 234V233H244L243 234V231L242 230H237V232H235ZM263 231V230H262ZM152 232V233H151ZM187 233H188V231H186ZM206 232H208V231H206ZM214 232V231H213ZM212 232V233H213ZM218 232V231H217ZM226 232H228V231H226ZM246 232V231H245ZM248 232V231H247ZM253 232V233H254ZM146 233L149 235V238H148V235H147V237H145L146 236ZM154 233V234H153ZM196 233V232H195ZM200 233H202L201 234V236L203 235H206V233H205V231H204V233L201 231ZM229 233V232H228ZM252 233V232H251ZM259 233H261V231L259 232ZM262 233H264V231L262 232ZM141 234H143V236L145 237V239L147 238V247H146V245H144L145 243H143V241L145 240L142 236H141ZM215 234V233H214ZM213 234V235H214ZM230 234V233H229ZM247 234V235H246ZM152 235V237H150ZM153 235H154V237H153ZM200 235V234H199ZM210 235V234H209ZM227 235V234H226ZM251 235V234H250ZM263 235V234H262ZM162 236V238H163V240H162V238H160ZM200 236V237H201ZM217 236V235H216ZM216 236L214 235L213 237H208V238H216ZM220 236V235H219ZM260 236V235H259ZM192 237V236H191ZM198 237V236H197ZM196 236H195V238H197ZM200 237L199 238H197L198 239V242L197 241H195V240H197V239H194L193 237V239L192 240H194V242H196L198 245H199V243H200V246H201V244L203 243V244H205V242H199V239H200ZM227 237V239H225L227 242H228V236H226ZM151 238V239H150ZM206 238V237H205ZM205 238H204V241H205ZM255 238V237H254ZM256 238H258V236H256ZM86 239V241H87V244L84 242V240ZM143 239V240H142ZM150 239V240H149ZM152 239H154V241L152 240ZM164 239H165V241H166V243H165V241H164ZM203 239V238H202ZM223 239H224V237H223ZM250 239V238H249ZM160 240H162L163 241V243L161 242L160 243ZM245 240V239H244ZM251 240V239H250ZM150 241H153L154 242V247L151 249V252H150V249H149V246H152L153 244H151V243H153V242H150ZM212 241V240H211ZM211 241H209V243L208 244H210V243H212ZM213 241H215V240H213ZM222 241H224V240H222ZM226 241L224 242V243H226ZM229 241H230V239H229ZM232 241H236V239L235 240H232ZM252 241V244H251V247L252 248H249L248 246L250 245V243L248 244V246H246V247H248V249H250L249 250V253H252V252H250L251 250L252 251H255V255L259 252H263V250H264V236L263 237H260L259 239H253V240H251ZM218 242V241H217ZM217 242H214L215 244L217 243ZM78 243H84V244H86V247H87V249H85L86 247H85V245H84V249L83 250H81V251H85V250H88L89 249V237L88 236H86L85 238H81V237H79V236H77V237H75V239L71 242V244H70V248H71V250L72 251H74L75 250V248H76V245H79ZM113 243V244H112ZM218 243H223V242H218ZM224 243L223 244H221V245H224ZM121 244L123 245V246H121ZM151 244V245H150ZM158 244H161V246L160 245H158ZM164 244H166L167 245V247H164L165 245ZM214 244V245H215ZM141 245V246H140ZM146 247V248H144L145 250H143V247L144 246ZM196 245V244H195ZM213 245V244H212ZM211 245V247H213ZM218 246L216 247V249H218V247H219V245L220 244H217ZM229 245V244H228ZM236 245V246H235ZM72 246H73V248H72ZM75 246V247H74ZM143 246V247H142ZM204 246V245H203ZM201 246L203 249H204V247H206V246ZM210 246V245H209ZM237 246H239L238 245V243H232V245H230L229 247H227V249L225 250L224 248V250L226 251V255L228 254V256L225 258L227 261L226 262H224V264H226L228 261H229V257H230V261L231 262H229V263H231V264H240V263H242V262H244L242 259L243 258H245V257H243L242 255H241V253L243 254V252L245 253L246 252V254H243L244 256H246L248 253V251H246V250H248V249H245L244 251L242 250V252H239L240 254L239 255H241V256H239L238 255V257H240V258H242V259H239L238 257H236V253H238V251H239V248L240 247H237ZM113 247V248H112ZM155 247V248H156ZM200 247V248H201ZM210 247V248H211ZM221 247V246H220ZM242 247H245V246H242ZM111 248H112V250H111ZM141 248H142V250H141ZM151 248V247H150ZM207 248V247H206ZM209 248V249H210ZM222 248V247H221ZM148 249V250H147ZM213 249H214V247H213ZM141 251H144V253H146V252H150V253H146V254H144L143 252H141ZM205 251V250H204ZM207 251V250H206ZM219 251V250H218ZM221 252H222V250H220ZM219 251V252H220ZM224 251V252H225ZM235 251H236V253H235ZM74 252H76V251H74ZM217 251H215V253H216ZM220 252V254L221 255H225V254H222V253H224V252H222L221 253ZM257 252V253H256ZM117 253H116V255H117ZM167 253V254H166ZM209 253H210V251H209ZM214 253V254H215ZM232 253V254H231ZM111 254V255H110ZM147 254H149V256L147 255ZM213 254V253H212ZM219 254V255H220ZM264 254V253H263ZM106 255V256H105ZM200 255V257H196V260H197V262H195V256H199ZM207 254L205 253V255H203V256H206ZM220 255V256H221ZM251 256V259H252V255L253 254H250ZM118 256V255H117ZM220 256H218V257H220ZM223 256H221V258H223ZM254 256V255H253ZM108 257V258H107ZM225 257V256H224ZM238 259V261H236V258ZM248 257H249V255H248ZM263 257H264V255H263ZM105 258L107 259V263L106 262H104V260H105ZM114 258H117V257H113L112 258V260L114 259ZM144 258V259H143ZM204 257H202V260H204V261H210V260H208V257H205V259H203ZM209 258H211V256H209ZM216 257L214 256V259H215ZM221 258H219V259H221ZM247 258V257H246ZM254 258V257H253ZM212 259H213V256H212ZM213 259V260H214ZM217 259V258H216ZM225 259H223V261L225 260ZM232 259V260H231ZM233 259H235V261L233 262ZM21 260V259H20ZM116 260V259H115ZM143 260V261H142ZM239 260H240V262H239ZM241 260H242V262H241ZM248 260H249V258H248ZM247 260V261H248ZM117 261H119V260H117ZM203 261V262H204ZM262 261H263V258H262ZM262 261H260L261 263H262ZM123 262H124V260H123ZM202 262V261H201ZM218 262V261H217ZM233 262V263H232ZM249 262V261H248ZM250 262H251V260H250ZM108 263V264H109ZM112 264H116V263H113V262H111ZM110 263V264H111ZM121 263H122V261H121ZM145 264H147L148 263V261H145L144 262ZM210 263H212V262H210ZM228 263V264H229ZM245 264L247 263V262H244ZM260 263V264H261ZM117 264H119V262H117ZM124 264H126V261L124 262ZM149 264V263H148ZM201 264V263H200ZM204 264H206V263H204ZM212 264H216V263H212ZM221 264V263H220ZM247 264H251V263H247ZM263 264V263H262Z\"/></svg>",
  "mask_w": 264,
  "mask_h": 264
},
{
  "label": "built area",
  "instance_id": "2783aa9c",
  "mask_svg": "<svg viewBox=\"0 0 264 264\" xmlns=\"http://www.w3.org/2000/svg\"><path fill=\"white\" fill-rule=\"evenodd\" d=\"M47 4V35L55 43L53 70L59 75L58 79L49 76L55 80L56 107L43 108L40 104L35 110L22 87H0V264H95L97 207L83 143L85 127L66 76L50 0ZM14 56L9 53L10 59ZM18 64L23 63L17 61L12 67L17 69ZM38 112L44 113L49 125L46 143L37 141L44 124ZM45 159L54 163L55 176L44 184L33 173L38 187L30 182L28 174L21 173ZM201 160L200 155L194 158L195 171L198 181L206 183L210 177L202 170ZM218 177L215 174L213 179ZM251 184L258 185L255 178ZM80 193L85 195L83 199L77 197ZM63 195H72V201L54 205ZM42 211L46 214L37 222ZM77 236L89 237L88 250H71L70 244ZM76 255L80 261L73 260Z\"/></svg>",
  "mask_w": 264,
  "mask_h": 264
}]
</instances>
